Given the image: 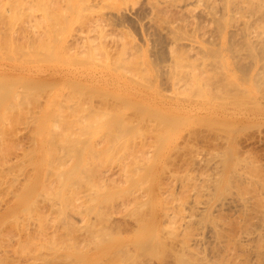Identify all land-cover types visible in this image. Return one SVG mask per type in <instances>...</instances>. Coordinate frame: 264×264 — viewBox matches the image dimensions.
I'll return each instance as SVG.
<instances>
[{"label":"bare ground","instance_id":"1","mask_svg":"<svg viewBox=\"0 0 264 264\" xmlns=\"http://www.w3.org/2000/svg\"><path fill=\"white\" fill-rule=\"evenodd\" d=\"M39 1H41V0H39ZM39 1L31 0V3L33 2L32 3L33 5H36V3H38L37 5L39 6L43 3V2L40 3ZM45 1L47 3V0H45ZM45 1H44V3H45ZM34 2H35V4H34ZM53 2H54V0H52V2H49V0H48V4L45 5L46 4L45 3L44 4L45 6L43 4H42V6H44V8L48 7V5H50ZM58 2L59 3H56L58 5H56L55 7L58 6V8L61 9L62 14L60 12V9L58 11L60 12L61 16L64 15L63 17H61V19L63 18L65 20L64 22H66L64 25L68 24L69 26L68 25H66V26H68L69 28L72 26L71 30L70 31L68 30L69 33L67 32L69 37L67 38L66 41L69 42V45H70V46L68 45V47L74 46L75 49H73V50H75V52H76L75 53L73 51V54L75 53L76 61L74 60V58H72L73 62L75 61V67L71 71H67V70H61V71L58 70V71L61 72L60 73L61 79L67 83H70V84H68V85H70V87L73 86L72 90H75V91H72V92L77 93L79 98L78 99L76 98V99L79 102V104L81 105V107L87 106L85 111L83 110V108L78 107L80 105H76V104L73 105L72 104L73 108H75L77 106V108H79V109L81 108V110H83L84 113L87 111L85 113V114H87L88 112H92V110H94V109H100L101 110V108H103V112H104V111H106L104 108H107V106L112 107V105L116 106V104H119V103L120 104L122 103V105H124L123 103H125V104L128 103V104L136 106L134 109L135 110L134 113H137L136 112L137 108L141 109V112H143L142 110L145 109V110H147V112L153 113L155 111V107H157L156 108L157 110L161 109V108L162 109L163 108L164 109H175L178 111L179 110H190V111L196 112L197 114L203 115V117L209 118L206 121H203V119L202 120L201 119H195L196 121L195 120L194 121L196 123L192 121L195 124H192L190 122L191 125L189 124L187 126L191 127L192 129H187L186 131H184L183 134L186 132L185 133L186 135L185 136L182 135V137H180L181 138L180 141L177 140V138L181 135L179 133V129L183 125H177V123L174 122L173 123L174 125L172 126V125L167 124L168 121L165 122V120H164L166 125L167 126L169 125V127L172 126L173 129L169 133H165L167 130L163 133L159 132V134H161L160 139L157 140V141H159V144L157 142H155L154 145H155L156 149H157L156 143L158 145L161 144L160 147L157 150L155 149L154 146L152 147L154 149H149L152 151L155 150V152L153 154H151L152 153L151 151L144 153L145 155H146V153L147 154L149 153L150 156L146 155L145 157L149 156L148 158H150L152 161L149 163H146L144 161V164L145 163L148 164L146 166L147 168L144 166L146 169H144V171H142L141 173H139L137 175V179H138V176L141 174V177H143V180L147 179L149 182H148V185L142 184L143 185L142 188H144V186H146V188H144L142 190L140 189L139 186H137V187H139V188L136 187L139 192L137 191L135 193L133 191L136 188H134V189L132 188L133 193L130 192L132 185L136 182V179L133 176L134 174L133 175L131 174V171H133L131 168H132V165H134L135 167L133 166L134 167L133 169L136 168V169H139V171H141L142 168H140V167H141V162H143V160H141V158L139 159V156L142 154L139 155V153H138L139 156H137V154H135V155H133V157H132V155H129L130 154L129 152H131V154H133L132 151H133L134 147H133V149H131V148H129L130 145L128 146L129 150L126 149V151H129L128 152L129 154H127V155L131 156L130 158L132 160L133 159L134 160L132 161L131 159H128V161L129 160L132 161V163H129V165L127 164L129 169H127V167H124V168H126L125 169L126 170L125 171L126 176L124 178L125 179L124 182H125V185H127V187L125 189H127L128 193H124V195L125 194L126 195H125L124 200L122 202L123 207H124L123 217L125 216L124 220L126 218L132 220L134 223L133 224L134 226L132 225L131 227L127 228L126 231H123L126 233H125V236L122 238L121 241H117V243L109 244L107 241L109 239L110 234H112V232H114L116 230V229L114 230V228H113L116 225L111 223L112 221L110 222L111 224L109 222H108L109 224L107 223L109 218L106 221V218H104V215L108 212V210H106L107 212L105 214H103L101 211L104 212L105 210H102V205L98 203V201H100V200H97L98 198L93 199V197H92L93 200H90L91 203H89V208L91 210L89 212L95 213L94 214L95 216H100L99 214H103V217H102V215L99 217L100 219H102L100 221V224H96L98 222H94V221L93 222H91L89 220L85 221V219L82 216L81 217L84 220V222H86L88 224V228H85L86 223H85V227H84L85 230L88 229L90 231L89 232L88 230H86L87 233L95 235L96 237L98 236L99 242H97V238L95 237L96 240L94 239V242L95 241L96 242L95 243L92 242V244L93 245L94 244L99 245L100 247L105 246L102 249L98 246L95 247V245H94V248H96V249L98 248V250H100L99 251L100 253H106L110 250L114 251V250H116V248L117 249L119 248L116 251L118 253L116 264H264V160L261 159V157H260V155H258V153L253 152V150L250 151V148L249 149L247 148L245 150L242 148L243 149L242 150L239 147V142H238V141H240L238 139L242 138L241 134H242L243 130L246 129L245 130L246 132L252 131L253 130L252 128H254V127L257 128V130L254 128L256 131L253 132L254 134L251 133L252 135H250V138H254L255 134H257L256 137H258L259 140H260V138L262 139L264 137V130L262 131V129H260V128H262L260 126H262V125L264 126V0H59ZM29 3H30V0H0V14H2L1 17L5 13H6L5 14L6 19L8 17V15H7L8 13H9V15H10V13H12L11 14L12 16H14L13 14H15V13L18 14L19 16L28 14L29 11L32 10V8H33V7H31V5ZM37 5L35 6L37 9V12L42 10L41 15H43L42 14L43 7L41 6L42 9H40V6L38 8ZM52 6H53V4H52ZM36 9H34L33 12H35ZM45 9H44V13L47 10V9L46 10ZM48 9L49 10L47 13H50L51 8H48ZM51 12L53 14H55L54 13L55 11L54 12L51 11ZM30 14H32V13L30 12ZM41 15H39V16H41ZM19 16H18V18H19ZM36 16H38V15H36ZM29 17H30V15H29ZM34 17H35V15H34ZM50 17H49L50 20L47 18L48 22H50L52 19ZM15 18L17 21L15 20ZM15 18H13L11 16L8 17L9 22H10V19H12V20L14 19L13 20L14 24H12L13 23L12 21H11L12 23H10V24H12L10 26L13 27V29H11V27L9 25H7L8 23L6 20L3 21V22L6 21V25L9 26L10 29L12 30L11 32L14 31V28L16 26L15 25L16 22H17V25H19V24L21 25L23 21L29 22L28 20H30L32 17L29 18L27 21H25V19H24L25 17L23 18V16L21 17V18H23V21L21 20V18L20 19H17V17H15ZM26 18H28V16H26ZM33 19H31L30 21H32ZM43 19L45 20L44 17H43ZM55 19H57V17ZM19 20H20V23L18 22ZM41 21H43V20H40V23H41ZM0 23L4 24V23H2V21H0ZM38 23H39V21H38ZM52 23H53V21H52ZM54 23H55V21H54ZM54 23H53V25H54ZM34 24H36V23H33V25ZM23 25H25V23L22 24L20 27L22 28ZM28 25L31 26L32 24L30 22L28 24H26V27L30 28V26H28ZM64 25H62V26H64ZM4 26L2 27V32H4V30H3ZM34 26H33L34 33H35V35H37L36 34L37 32H35ZM39 26H40V28H42V25L35 26L36 31L39 28ZM66 26H65V29H66ZM20 27H19V29H21ZM26 27L24 29H26ZM57 27H59V26H57ZM44 28H45V26H44ZM31 29H29V30H31ZM65 29H63V30H65ZM107 29H109V33H108L109 35L106 32ZM17 30L15 29V31H17ZM15 31L13 33H10V34L12 36L14 34H15L14 36H17ZM26 31H28V30L26 29ZM39 31H44L43 34L45 33V30H43V28H42V30L40 29ZM58 31H59V29H58ZM7 32L8 33L5 35L9 34L8 27H7ZM18 32H20V31H18ZM21 32H22V30H21ZM23 33H25V32H23ZM39 34L41 36L43 35L42 33H38V35ZM11 35H8V36H10V39H11L10 42H12V40H13ZM29 35H30V32H29ZM29 35H27V36H29ZM31 35L33 36V31H31ZM35 35H34V37H35ZM56 35H57V33H56ZM105 35H107V37L110 36V38L105 37ZM41 36H39V37L41 38ZM46 36H48V35H46ZM60 36H63V35H60ZM60 36H58V38L61 39ZM17 37H19V36H17ZM17 37L14 39L15 42L17 40ZM65 37H67V35L62 37V40H61L62 43H64ZM30 38H31V40H34V38L32 39V37H30ZM47 38L48 37H46L45 39H47ZM51 38H53V37H51ZM5 39H7V38H5ZM19 39L20 38H18V40ZM25 39H26V35H25ZM18 40H17V42H18ZM23 40H24V35H23ZM40 40H42V39H40ZM29 41H30V39H29ZM36 41H37V39H36ZM53 41H55V40H53ZM58 41H59V39H58ZM0 42H1L0 43V45H1L3 41H0ZM25 42H23V43H25ZM19 43L16 44V46H15L16 49L19 46ZM33 43H34V41H33ZM37 43H39V39L36 42V45H38ZM7 44H9V43H7ZM20 44H22V43H20ZM26 44H27V42H26ZM46 44H47V46L49 45L47 42H46ZM31 45H33V48H31V49H34V44H31ZM63 45L59 44L60 50H61V47ZM11 46L12 45H10V47H7V48H10V50H12L11 48H13L14 45L12 47ZM42 46H43L44 50L47 49L46 47H44V41L42 42ZM50 46H51V44H50ZM64 46H63V48L66 51L67 46H66V48ZM40 47H41V45H40ZM24 48H26V46ZM28 48H30V46L27 47V50H30ZM0 49H2V48H0ZM19 49H20V47H18V50ZM21 49H23V48L21 47ZM25 50L24 51L20 50V53L23 51V55H24ZM27 50L25 53H27ZM36 50L38 51V53L40 52L39 48ZM48 50H50V47ZM68 50H67V55L70 54V51L72 49H68ZM0 51H2V50H0ZM32 51H30V53ZM46 51H44V55H45ZM51 51H52V49L50 51H48V53H46V54L49 55V52L51 53ZM55 52H57V51H55ZM20 53H19L20 56H18L17 59H19V57H21L22 53L21 54ZM40 53H42V52H40ZM63 53H65V52H63ZM3 54H4V51H3ZM31 54H33V57L35 56L34 53H31ZM35 54H36V52H35ZM53 54L54 53H52V56H51V54L48 56L49 59H53L52 58ZM8 55H10V56H8ZM14 55H15L14 56V58H15L17 55L16 54H14ZM42 55H43V53H42ZM6 56H8V58L13 57L11 54H9V52L6 54ZM25 56H27V55H25ZM40 56H41V54H40ZM27 57H29L28 59H30L29 55ZM35 57L37 58V54ZM54 57H56V55H54ZM21 58H22V60L26 59L23 56ZM42 58L44 59V56ZM28 59H27V61H28ZM49 59H47V60H49ZM34 60L37 61L40 59H34ZM61 60L63 61V58H61ZM70 60H71V58H70ZM70 60H66V61H70ZM24 61H26V60H24ZM32 61H33V59H32ZM40 62H42V60H40ZM70 62L73 63L72 61H70ZM2 63H4V62L2 61ZM63 63H65V61ZM5 64L8 65V63H6V62H5ZM0 65H2V64L0 63ZM14 65H16V63ZM18 67L19 66L17 65L16 68H18ZM60 67L58 69H60ZM21 68L25 69V68H23V66H21ZM21 68H18V69L21 70ZM0 69H2V68H0ZM153 70L155 72L158 70V73L156 72V76H158V77H155L156 79L152 77V75L155 74L152 72ZM49 71L51 73V69ZM23 72H25V71H23ZM35 72H36V70H35ZM52 73H54V72H52ZM148 74H152V75L149 76ZM1 75L2 74H0V79L2 78ZM8 77H6V78H8ZM150 77H152L153 79L152 78L150 79ZM17 78H19L17 80V81H19L20 76H17V77L12 76V77H10V81L12 79L13 80L12 83L14 84L15 80ZM3 80L6 81V79H3ZM3 80L1 82L3 84L8 83V85H6V84L1 85L0 84V88L2 89V90L0 89L1 90L0 93L6 87L8 88V86H10V85L12 86V87H10L11 89L8 88V89H6V91L4 90L5 91L4 95L6 96L7 91H9V89L10 90L13 89V85L9 83V81H8L9 79H7L8 82L7 81L3 82ZM21 80L24 82V79L21 78ZM26 80H25V84H20V83H22V82H20L19 85H17V86L28 87V85H26V84H28L29 78L27 81ZM35 80H37V79H35ZM30 81H32L33 83L36 82L33 80H30ZM158 81H160V83H162V84H160L161 88L164 87V84L166 85L165 88H163V89L164 90L167 89V91L166 90L165 91L167 93H170V95L169 94H166V96L158 95L159 90L156 91L154 88V86L157 85ZM53 82H48V83H53ZM39 83H41V82H39ZM42 83L44 85H46V82L42 81ZM29 84H31V83H29ZM36 84H37V86L44 87V86H42V84L41 85H38V83H36ZM55 84H50V85L48 84V85L51 86V85H55ZM32 85L33 84H31L29 86V88L31 87L33 89V87H34V89H35L36 85L33 87H32ZM61 85H63V84H61ZM20 87H19L20 90L16 87H15V90L18 89L21 92L23 89H25L23 87L21 89ZM46 87H48V86L46 85L44 88H46ZM66 87H67V85H66ZM66 87H64V89ZM27 89L28 88H26L25 90H27ZM32 89H30V90H32ZM43 89H42V91H43ZM35 90H37V89H35ZM39 90L41 91V89H39ZM67 90L65 89V92H67ZM69 90H68V92H69ZM14 91H13V93H15ZM24 91H23V93H26V95H27V92H29V90H27V92L26 91L24 92ZM32 91H30V92H32ZM38 91H36L35 93H37ZM46 91H45V93H46ZM20 92L17 91L16 94L17 93L19 94ZM72 92H71V94H73ZM114 92H116L118 94H115ZM38 93L36 94V96H38ZM101 93H104L105 96H103V95L99 96V94H101ZM1 94H3V93H1ZM30 94L32 95V93H30ZM30 94H28V95H30ZM42 94H39V95L41 96ZM48 94L49 93H47V95ZM63 94H64V91H63ZM71 94H68L69 95L68 97L72 96ZM106 94L108 96H106ZM113 94H115V95H113ZM12 95L13 96H11V97H15L16 102L19 101L18 99L20 98V94H19V98H16V96H14V94H12ZM53 95H52V97H53ZM73 95H75V94H73ZM23 96H24V101L27 100V102H28V99L25 98L26 97L25 94H23ZM1 97H2V95L0 96V98ZM11 97H10V99H11ZM35 97H34V99H35ZM57 97H59V96L57 95ZM68 97H67V99H68ZM73 97L75 98L76 95ZM27 98H28V96H27ZM60 98H61V96L59 97L58 103L60 102V100L63 99V97H62V99H60ZM64 98H66V97H64ZM15 99H11L10 102L12 100L15 101ZM22 99H21V102L23 101ZM73 99H71V97H70V102H71V100L73 101ZM76 99L74 100V102L76 101ZM0 100H1V103H3L5 99L3 98V102H2V99H0ZM51 100L52 99L49 100L50 102H48L46 108H49V105H50L49 103H51ZM6 101L9 103L8 100H6ZM14 101H13V103H14ZM24 101L22 103H24ZM30 101H31V99H30ZM35 101H37V100H35ZM65 101L66 102H64V100H63L62 102L67 103V100H65ZM68 101H69V99H68ZM7 102H6V105H7ZM40 102H42V99ZM78 102H76V103H78ZM28 103H30V102H28ZM28 105H31V103L27 104V106ZM41 105H43V104H41ZM62 105H64V104L62 103ZM62 105H60V106H62ZM17 106L20 107L19 104ZM37 106H38V104H37ZM57 106L59 107L58 104L56 105V107ZM65 106H67V104ZM11 107L12 106H9L12 113H14L13 112L14 109ZM18 107L16 108L17 110H19ZM24 107H26L25 103H24ZM35 107L36 106H34V108ZM69 107L71 108L70 105L68 106V109H69ZM37 108H39V110H40V107H37ZM37 108H35V109H37ZM87 108H88V110H87ZM89 108H91L92 110ZM113 108H115V107H113ZM23 109L24 108H22V110ZM1 110H2V108H1ZM3 110H2V115H4L5 117H8L5 115V113L3 114V112H4ZM26 110H28V109H26ZM50 110H51V108H50ZM100 110L98 112L99 114H100ZM6 111L7 110L5 109V112ZM28 111H26L25 114H28ZM31 111H33V109ZM42 111H44V110H42ZM62 111H63V113L65 112L64 110H62ZM109 111H111V110H109ZM117 111L118 112H115L116 117H117V113H118V115L120 114L118 116L120 119L124 118V116L123 117L121 116V115H124V114H122L123 112L121 111L122 112L121 113L120 110H117ZM18 112L19 111H17V114H18ZM47 112H48V110H47ZM53 112H54V110H53ZM76 112L78 113V111H76ZM56 113H58V112H56ZM69 113L72 114L73 112L72 113L69 112ZM84 113L82 112V114H84ZM105 113H107V112H105ZM105 113H104V115H105ZM150 113H149V115H151ZM156 113H157V111H156ZM19 114H23V111H22V113H19ZM36 114H37V116L39 115L37 112L35 113V115ZM50 114H52V113L50 112ZM65 114H63V116ZM80 114H81V111H80ZM107 114H109V113H107ZM153 114H155V112ZM53 115L51 118H53ZM109 115L105 116V118L102 119L103 122H105L104 119L105 120L107 119L108 120V121L106 120L107 125H109L108 127L103 126V127L107 128V129L103 130L104 133L106 130H107L106 132L109 133L110 132L108 130L109 127H112V125H114V123L117 122V120L119 121L118 117L117 118L114 117L115 116L114 113L112 114L113 116L110 115L112 117V119H110V120L108 119ZM149 115H147V116H149ZM158 115L159 114H157L156 117H154L155 115L154 116L152 115V116L155 119V118H158L157 117ZM162 115H164V114H162ZM181 115H180V117H181ZM4 116H0V117H4ZM46 116H48V115H46ZM68 116H69V114H68ZM138 116H139V113H138ZM143 116H145V115H143ZM169 116L170 117L172 116V118H173L174 114L169 115ZM39 117H40V115H39ZM82 117H83V115H82ZM82 117L80 119H83ZM98 117H99V115H98ZM111 117H109V118H111ZM178 117H179V115H178ZM22 118H23V115H22ZM25 118H26V116H25ZM31 118H33V116ZM51 118H50V120H51ZM78 118H75V119H78ZM94 118H95V116H94ZM101 118H102V116H101ZM166 118H167V116L162 118V119H166ZM15 119H11V120L13 121ZM90 119H91V117H90ZM162 119L160 118V120H159V118H158L156 120L162 121ZM8 120H10V119H7L6 123H8ZM72 120H74V119H72ZM72 120H71V122H72ZM83 120H80V121L76 120V121H79V124H80V122L82 124ZM88 120H89V118H88ZM100 120L98 118V120H97L98 123L92 122L90 124H88L85 121V123H86L85 128L87 129L86 132L88 131L87 132L88 135L85 133L87 136L84 134L86 137H89V135L91 134L89 132V130L91 131V129H92V131H94L93 128L96 125L100 124L99 123V122H101ZM130 120H129V122H130ZM172 120H174V119H172ZM3 121L5 122L6 119ZM16 121H18V120H16ZM29 121H28V125H29ZM63 121H65V119ZM76 121L74 120L75 123H76ZM121 121H123V120H120V122ZM144 121L146 122V120H144ZM207 121H209V122H207ZM21 122H22V120H21ZM31 122L33 123V120ZM62 122H60L61 125H62ZM67 122H69L68 119H67ZM103 122H102V124L105 125L106 122L105 123H103ZM120 122H118L116 124H119ZM138 122H139V120H137V123ZM0 123H3L2 120ZM38 123H40V122H38ZM54 123H56V122L53 121L52 123H49V125L51 124V126H53ZM75 123H73V125H72L73 127H74ZM85 123H83V125ZM147 123H148V121H147ZM23 124H25V123H23ZM79 124L77 126L81 130V128L79 126H82V125H79ZM91 124H94L95 126L92 125L93 127H91ZM123 124H124V121H123ZM123 124H122V126H123ZM130 124H132V123H130ZM130 124H128V125L131 126ZM133 124L135 125L136 123H133ZM139 124H142V123H139ZM55 125L56 124H54V126ZM61 125H59V126H61ZM3 126L4 127H0L1 128L0 133L3 132L2 131L3 128L7 127L6 124L5 125L3 124ZM46 126H48V125H46ZM98 126L102 127V125H98ZM142 126L143 125H141L140 127L143 128L144 126L143 127ZM199 126H201V127H199ZM25 127L26 126H24V128ZM41 127H42V125H41ZM69 127H71V126H69ZM73 127H72L73 130L70 128L71 131L76 132L75 131L76 129ZM103 127L101 128V130L104 129ZM131 127L134 128V126H131ZM49 128L52 129V127H49ZM54 128H56V127H54ZM117 128L115 129V131H117ZM156 128L158 131V127H156ZM247 128L249 130H247ZM11 129H12V127H11ZM32 129H34V128L32 127ZM57 129H60V128L57 127ZM66 129H67V127H66ZM94 129L98 130V128L96 129V127ZM150 129H151V127H150ZM165 129H167V128H165ZM27 130H26V128L24 129V131H26V132H27ZM46 130H47V128H46ZM52 130H54V129H52ZM63 130H62V132H63ZM80 130L77 129L78 132ZM101 130L99 128V131H101ZM143 130H145V129H143ZM20 131L23 132V130H20ZM71 131H70V134L68 133L69 137H71V133H72ZM161 131H164V130H161ZM175 131H177L179 133V134L178 133L174 134L175 135L174 137L172 134V138H174L173 142L176 145V146H174V144H173V148L175 149V147H176L177 153H175L174 149H173L174 152L172 150L171 151H172L173 155L176 154L172 158L178 157L179 159H178V161H176V163L177 162L178 163L177 164L175 163L176 166L173 167L172 164L174 163V161L171 158V151L169 152V154L166 153L168 148H169V143L167 146H165V148H163V145L165 142H167L169 140L170 133L175 132ZM65 132H66V130H65ZM118 132H119V130H118ZM125 132H126V130H125ZM136 132L138 134L139 130ZM34 133H37V128H36V132H34ZM48 133L50 134L51 132H48ZM55 133H57V130ZM55 133H53V134L51 133V134L54 135ZM64 133H63V135H64ZM81 133L82 132L77 133L78 136ZM97 133L98 132H96V134ZM123 133H124V131L122 132V136L124 135ZM126 133H128V131ZM149 133H148V135H149ZM248 133H246V134H248ZM92 134H94V132H92ZM99 134H102V132H100ZM113 134H112V136H114ZM239 134L241 136L240 138L238 137ZM243 134H244V131H243ZM0 135H2V134H0ZM30 135H32V133ZM103 135H105V134H103ZM144 135H145V133H144ZM50 136L49 135L46 136L47 139L45 137L44 140H48V139L50 140V138H48ZM56 136H57V134H56ZM60 136H62V135H60ZM85 136L84 137L81 136L82 137L81 139L76 138L77 140H74V141H76V143L77 142L80 143L84 140V142H85V139H86ZM112 136H109V137H112ZM2 137H3V135L0 136V141L3 140ZM92 137H93V135H92ZM92 137H89V138H91L90 142L93 141L92 139H94V137L93 138ZM114 137L116 139V136H114ZM134 137H136V136H134ZM150 137L151 136L149 135V138ZM243 137H244V135H243ZM42 138H44V136ZM51 138H52V141L48 140L49 142L55 141V140H53V138H54L53 136ZM57 138L62 139L59 136ZM89 138H87V140H89ZM95 138H98V137H95ZM99 138H103L102 139L103 141L105 139L104 137H100V136H99ZM107 138H108V136H107ZM156 138H158V137H156ZM108 139L105 141L109 142ZM110 139H112V138H110ZM33 140H34V138H33ZM48 141H46L47 145H48ZM57 141H56V143H57ZM99 141H101V140H99ZM99 141H96V142L93 141V142H95V144H97V142H99ZM118 141H116V142H118ZM125 141L127 142L128 140H125ZM131 141L129 143H131ZM198 141L202 145L201 144L199 145ZM67 142H69V141H67ZM43 143H45V141H43ZM70 143H71V141H70ZM76 143H75V145L78 144V143L77 144ZM40 144L41 143H39V145ZM62 144L63 143H61L60 145H62ZM64 144L66 145V143H64ZM81 144L83 146V142L80 143L79 145L81 146ZM85 144H88L89 146L87 145V147H90L94 143L92 145H90L89 143H85ZM115 144L117 145V143H115ZM125 144H123V145H125ZM136 144H135V146H136ZM75 145H72L71 149H74L73 147ZM79 145H77V146H79ZM99 145H97V146H99ZM106 145H107V143H106ZM106 145H105V148H106ZM126 145H128V144H126ZM80 146L77 147V149H74L73 151H74V154L76 156L80 154L81 157H83V155L81 153L84 151V149H85L84 146L86 147V145L83 146L82 151L80 150L81 153L78 152ZM94 146L96 147V145H94ZM0 147H1V144H0ZM107 147H109V146H107ZM7 148H4L3 150H6ZM9 148H10V146H9ZM14 148H16V147H14ZM14 148H13V150H15ZM122 148H124V147H122ZM1 149H0V151H1ZM10 149H12V148H10ZM50 149L51 148H49V150ZM88 149H91V147L87 148L86 151ZM115 149H116V147H115ZM130 149H131V151H130ZM184 149H186V150H184ZM31 150L33 151V149H31ZM95 150H98V149L95 148ZM141 150H140V153L142 152ZM104 151H105V149H104ZM112 151H114V149ZM181 151H182L181 155L180 154L177 155L178 152L180 153ZM184 151L186 153H184ZM22 152L24 153V151H22ZM77 152H78V154H76ZM6 153L9 154V152H6ZM70 153L71 152H69V154ZM84 153H88V151L84 152ZM66 154H67V152H66ZM119 154H120V151H119ZM123 154L124 153L122 152V155ZM5 155H3V156H5ZM9 155H12V154H9ZM62 155H63V153H62ZM169 155H170L171 159L167 163V161H165V159L169 158ZM1 156L2 155H0V158H3ZM76 156L73 157V155H72L73 158H75ZM106 156H108V155H106ZM114 157H112V158H114ZM119 157H121V156H119ZM145 157L143 155L144 159H145ZM54 158H55V155H54ZM79 158L80 157L78 156V161L76 160L77 162H79L78 164H80L77 167H79L81 165H85V164H82V161H84L85 159H83L80 162L81 159H79ZM86 158L89 159V157H86ZM92 158H94V155L92 156ZM105 158H107V157H105ZM105 158H103V161ZM11 159H12V157H11ZM24 159H27V158H24ZM68 159H70V158H68ZM101 159L102 158H100V161H101ZM116 159H117V157H116ZM154 159H156V160L154 161ZM161 159H163V161H164L163 165L164 164H166V165H164V168L162 167L163 170L162 171L160 170V173L164 172L165 171L164 169H167L169 167L168 168L169 170H167L169 172L168 177L173 176V178H174V181H173L174 183L171 181L172 182L171 186H169V185L171 183L170 178H172V177H170L168 179V181L170 183H167L168 189L165 188L166 192L168 190L167 194H166L165 190L159 191L157 189V185H158L159 181L157 180L158 182H156V180H155V177L157 174L156 171L158 170V168L160 167V163L162 162ZM0 160H3V159H0ZM55 160H56V158H55ZM91 160H93V159H90V161ZM94 160H95V158H94ZM113 160H115V158ZM120 160L121 159H119L118 161H120ZM159 160H161L160 163H159ZM21 161H22V159H21ZM51 161H52V158H51ZM72 161L71 160L69 161L71 164L69 162L68 163L70 165L74 166L75 163L73 165ZM85 161H87V160H85ZM90 161L87 162L88 165H90L89 164ZM96 161H98V160H96ZM96 161L93 163L95 164ZM100 161L97 163H100ZM108 161L109 160H107L105 162L109 163V162H111V159L109 162ZM116 161H115V163H116ZM6 162H8V161H6ZM13 162L16 163L15 160ZM1 163H2V161H1ZM47 163H49V162H47ZM112 163H114V161H112ZM25 164H27V163H25ZM25 164L23 166H25ZM58 164H60V163H58ZM63 164H67V163L64 162V163H62V165ZM94 164H91V166ZM3 165H4V163H3ZM9 165H11V164H9ZM21 165H22V163H21ZM54 165H56V164H54ZM88 165L82 166V168L80 167L81 168L80 170H79V168H77V170L79 171L78 172L79 176L77 173V177L75 178L77 181L75 179H74V181L80 182V183L82 182V184L84 182L87 183L88 176L90 177L91 176L90 174H93V172H91V171H94L95 168L96 169L99 168V167H95L97 165L96 164V165H94V168L91 170V167H88ZM117 165H116V167H117ZM113 166H115V164H113ZM122 166H124V163ZM129 166H131V167H129ZM30 167L32 168V166H30ZM46 167H48V166H46ZM56 167H58V166H56ZM75 167H71V168L73 169V172L76 173L77 170L74 169ZM101 167H105V166H101ZM27 168H29V167H27ZM40 168H41V166H40ZM71 168H68V169L65 168V169H67L66 171L63 169V171L65 172L64 174H67L66 172H68L69 170H70V172H72ZM20 169H22V168H20ZM54 169H56V168H54ZM9 170L10 169L8 166V171ZM26 170H28V169H26ZM47 170L48 169H46V171ZM59 170H60V168H59ZM8 171H7L6 176L9 174ZM102 171H103V169H102ZM102 171H101V173H102ZM109 171H111V170H109ZM4 172H6V169ZM70 172L68 173L69 175H67V176H70ZM61 173H63V172H61ZM61 173H60V175H61ZM95 173L99 174L98 170ZM116 173H115V175H116ZM133 173H134V171H133ZM164 173H161V174H164ZM54 174H56V173L54 172ZM74 175L75 174L73 173V176ZM24 176L25 175H23V177ZM71 176H72V173H71ZM107 176H108V174H107ZM118 176H120V174ZM159 176L162 177L161 175H159ZM165 176H167V175H165ZM165 176H164V179L167 178V177L165 178ZM0 177H1V179H3L2 176H0ZM19 177L21 178V176H19ZM62 177L65 179L67 178L66 179L67 181H68V179H70L68 177H64V176H62ZM97 177H99V176H97ZM13 178L14 177L12 176L11 180ZM100 178H101V176L98 178V180ZM104 178H102V179H104ZM122 178H123V176H122ZM25 179H26V177H25ZM57 179H59V178H57ZM71 179L73 180L72 177H71ZM20 180H18V181L20 182ZM62 180L63 179H61L60 181H62ZM93 180L90 181V178H89V182H92ZM95 180L97 181L96 178H95ZM109 180H111V179H109ZM160 180H162V179H160ZM50 181H52V180H50ZM60 181H58V184ZM106 181H108V180H106ZM140 181H142V180H140ZM9 182H10V179H9ZM76 182H74V183H76ZM93 182L91 183L92 185L95 183V182L94 183ZM137 182H139V181L137 180ZM160 182L162 183V181H160ZM18 183H16V184H18ZM60 183H62V182H60ZM80 183L78 186H80ZM164 183H165V180H164ZM164 183H163V185H164ZM13 184H14V181H13ZM13 184H12V186H14V188L13 187L12 188L16 190L15 185H13ZM67 184H69V183H67ZM76 184H78V183H76ZM82 184H81V186H82ZM91 184H90V186H91ZM42 185H43V183H42ZM135 185H137V183ZM51 186H52V184H51ZM59 186H61V185H59ZM160 186H161V184H160ZM1 187H3V186H1ZM41 187H43V186H41ZM52 187H54V185ZM80 187H78V189H75V188L74 189L69 188V189H73V191L74 190L79 191ZM91 187H93V186H91ZM112 187H116V184H115V186L113 185ZM133 187H135V186H133ZM164 187H165V185L163 186V189H164ZM17 188H18V186H17ZM83 188H84V185H83ZM27 189H25V190H27ZM33 189H36V188L34 187ZM88 189H89V187H88ZM59 190L61 192V189H59ZM64 190H66V189L64 188ZM83 190H81V191L84 192L83 194H85V191H83ZM86 190H87V186H86ZM91 190L94 191L95 188L94 189L91 188ZM27 191H29V189ZM30 191H32V190H30ZM37 191H39V190H37ZM41 191L38 192V193H40V195L45 194V192L41 193ZM105 191H107V190H105ZM105 191H104V193H105ZM117 191H118V189H117ZM108 192H111V191H108ZM161 192H163V195H165V196H163L161 194ZM4 193H6V192H4ZM12 193H10V196ZM52 193L53 192H51V194ZM67 193H69V192H67ZM98 193H96V194L98 195ZM28 194H26V195L28 196ZM63 194H64V192H63ZM113 194L115 195L117 193H113ZM6 195H8V194H6ZM6 195L4 197L7 198ZM14 195H12V196L14 197ZM26 195L24 194L23 196L27 197ZM30 195H32V194H29V196ZM58 195H60V194H58ZM58 195L56 194L57 198H58ZM76 195H79L77 191H76ZM118 195H119V193H118ZM23 196L21 197V195H20L21 198H23ZM74 196L75 195L73 194V198H74ZM88 196H89V194H88ZM88 196H86V197H88ZM1 197L3 198V196H1ZM63 197L61 198L59 196V199L61 198V201H62ZM115 197H117V196H115ZM66 198H68L70 200V195H67ZM120 198H122V196ZM32 199L35 200V197L34 198L32 197ZM59 199H58V203H57V201L55 203H57L61 207L62 205L60 204ZM46 200H47V198H46ZM46 200L44 199V201H46ZM74 200H75V198H74ZM86 200H84V201H86ZM163 200L165 201V204H162ZM31 201L32 200H29V202H31ZM76 201H78V199H76ZM81 201H82V199H81ZM81 201L79 200L78 202H81ZM90 201H87V202H90ZM32 202L30 204H35V201H34V203H32ZM63 202L68 204V202H66V201H63ZM71 202H69L70 205H71ZM110 202H111V200H110ZM114 202H116V201L114 200ZM0 203L2 205L1 201H0ZM65 203H62V204H64V206H65ZM119 203H117V205ZM17 204H19L18 201H17ZM84 204H85V202H84ZM35 205H34V209H37V208H35ZM106 205H109V204H106ZM112 205L110 204L111 208H112ZM27 206H29V204ZM30 206L27 207V209L25 207V209H24L25 212H27L28 209H30ZM64 206H62L64 208V211L66 209H68V207L70 208V210L72 207H75L74 204H72V206L68 205L67 208H65ZM37 207H40V206H37ZM62 207H61V209H62ZM105 207L103 209H105ZM9 208H12V207H9ZM115 208L113 207V209H115ZM38 209L40 210V208H38ZM73 209H72V212H73ZM76 209H77V207H76ZM108 209H109V207H108ZM113 209H111V211L109 209V211L112 212V211H114ZM9 210H7V211L9 212ZM11 210H13V209H11ZM17 210H19V209H17ZM79 210H81V209H79ZM31 211H29V212L31 213ZM81 211H83V210H81ZM178 211L182 212V215H180L181 213H179V215L181 217L178 215ZM29 212L24 213V214H28ZM68 212H70V211L66 210L65 213H62V210H61V212H60L63 215V216L60 215V217L62 216L61 221L64 223L69 222V220H67V218H68L67 216H69L71 212L70 213H68ZM39 213L37 212L38 215H39ZM45 213H47V212H45ZM53 213L55 214V212H53ZM14 214H13V216H14ZM24 214H22V215H24ZM37 214L34 216H37ZM40 214L42 217V213H40ZM75 214H77V212H75ZM5 215H7V214H5ZM107 215H108V213H107ZM110 215H112V214H110ZM110 215H108V216H110ZM2 216H3V214H2ZM32 216L33 215H31V217ZM53 216H55V215H53ZM77 216H78V214H77ZM83 216H84V214H83ZM173 216L177 217L176 219H178V216H179L180 220L178 219V223L176 222L174 227H173V225L169 224L170 225L169 227L172 226L170 229L167 227L168 226L167 222L169 221V219H172V222L174 224V221H175L174 218L175 217H173ZM39 218H37V219H39ZM43 218H44V216H43ZM118 218H116L117 223H118ZM69 219H72V216L71 217L69 216ZM82 219L80 218L81 221H83ZM86 219H87V216H86ZM94 219H96V221H97L96 217ZM6 220L7 219H5L4 221L6 222ZM24 220H26V219H24ZM59 221H60V219H59ZM87 221H89V222H87ZM94 224H96V225H94ZM112 224L114 226H112ZM120 224H119V226H120ZM12 225H13V223H12ZM25 225H26V222H25ZM25 225H21V226H19V228H18V225L15 227H17V229H19L18 232L27 234V232H29L27 230H29V229H27L28 227L26 228L27 225L26 226ZM70 225H68V226L70 227ZM39 226L40 225H38L37 227H39ZM55 226H57V228H58V224ZM83 226H84V223H83ZM40 227L41 228H38V230H36L37 233L32 235V236L29 233H28V235H30V236L26 235L27 237H24V238L22 236H20L21 240H19V242H18V239H19L18 237L20 234L18 235V237L15 236V237H17V242H15V243H17L18 246L16 244H14L15 245L14 247L15 248H16V246L18 247L17 249H18V252L20 254H21V252H25V253L29 252L34 246L35 247L42 246V245L44 246L43 243L46 242L45 239L48 237L47 234H49V233H50V238L53 237V239H54V237L55 238L58 237L59 233H57V237H56V227H55V229L52 232H50L52 230V228H51L49 233L46 234L47 237L45 236V239H44V234L47 231L45 232V228H44V232H45L44 233L43 228H42L44 226H40ZM50 227H51V225H50ZM63 227H60V228H63ZM4 228L8 229L6 227H4ZM65 228H66V225H65ZM115 228H117V227H115ZM121 228H123L122 225H121ZM73 229H74V227H73ZM78 229L79 228H77V230ZM59 231L60 230H58V232ZM70 231H72V228L70 229ZM134 231L135 232H143L144 234H142L140 239L134 240V241H132V243H130L129 241H131V239H132V233L131 232H134ZM60 232H62V231H60ZM74 232H72V233H74ZM115 232L117 233V231H115ZM84 233L86 234V232H84ZM98 233L101 234L102 236L97 235ZM64 235H66V234L64 233ZM69 235H72V234L70 233ZM23 236H25V235H23ZM60 237H62V236H60ZM65 237L66 236H64V238ZM74 237H75V235L72 238H74ZM85 237H86V235H85ZM0 238H1V236H0ZM6 238H7V236H6ZM12 238H13V235H12ZM22 238L25 240L22 241ZM50 238H49V240H50ZM89 238H92V237H90V235H89ZM99 239H101V240H99ZM110 239H111V237H110ZM42 240H44V241H42ZM54 240L52 242H54ZM75 240H78V239H75ZM90 240H92V239H90ZM20 241H22V242L20 243ZM56 241H57V243L59 242L58 247L59 248L62 247V249H64L63 244L66 242V240H64L65 241L64 243H63V239L62 240L59 239V241L57 239ZM56 241H55V243H53V245L57 244ZM48 242L49 241H47V244H49ZM78 242H79V240H78ZM86 242L84 243V246L87 245ZM88 242H90V241L88 240ZM105 242H107V243H105ZM61 243H62V245H61ZM68 243H67V245H69ZM119 244H121V246H119ZM2 245L3 244H0V246H2ZM36 245H38V246H36ZM43 246H42V249H43ZM55 246H57V245H55ZM55 246L54 247L52 246V247L55 249L56 248ZM74 246H77V245H74ZM82 246H83V244H82ZM84 246H83L84 249L79 248L80 246H78V248L80 250L77 249V251H81V249L87 251L90 249V247H88V249H86L87 247H84ZM3 247H4V245H3ZM44 247H48L47 249L51 248V246H44ZM9 248H8V250H9ZM45 249L46 248H44L43 250H45ZM92 249H93V247H92ZM35 250H36V248H35ZM35 250L32 251V252H34V254L37 253ZM43 250H41V251H43ZM56 250H57V248H56ZM113 251H112V253H113ZM18 252H17V254H19ZM46 252L44 251V253H46ZM53 252L55 254H51L49 256L43 254L40 257H36L40 261L38 263H40V264H55L56 260L54 258L56 257V255H58V256H60V255L58 253H56V251H53ZM53 252H51V253H53ZM116 252H114V253L116 254ZM13 253H15V252H13ZM112 253L110 254L111 256H112ZM9 254H10V252H9ZM41 254H42V252H41ZM60 254H62V253H60ZM115 254H113V255H115ZM81 255L82 254H80V256ZM92 255L94 256V254H92ZM110 255H107V256H110ZM0 256H1V253H0ZM27 256H26V258H28ZM58 256L56 259L58 261H60L61 260L60 258H63V256L59 257V259H58ZM65 256H66V253H65L64 257ZM96 256L97 255H95V257ZM111 256L109 257V260H110V258H113V256L112 257ZM2 257L5 258L6 256L4 257V255H3ZM68 257H66V258L68 259ZM105 258H102V259L104 260ZM7 259H4V260H6V262H7ZM73 259L71 258V260H73ZM107 259H108V257H107ZM114 259L115 258H113V260L112 259L111 260L114 261ZM0 260H3V259L0 258ZM8 260L10 261V259H8ZM66 260H64V261H66ZM109 260H108V264L110 262ZM58 261H56V262H58ZM64 261L62 259L63 263H64ZM68 261H66V263H64V264H68L67 263ZM19 262H20V259H19ZM31 262H34L33 259ZM72 262L73 261H71L70 264H73ZM31 264H33V263H31Z\"/></svg>","mask_w":264,"mask_h":264},{"label":"rangeland","instance_id":"2","mask_svg":"<svg viewBox=\"0 0 264 264\" xmlns=\"http://www.w3.org/2000/svg\"><path fill=\"white\" fill-rule=\"evenodd\" d=\"M33 1H39V0H33ZM44 1L45 0H41V1H39L40 3L41 2H43L42 4L44 5L45 3H46V1H45V3H44ZM59 0H54V2L53 3H49L50 5H48V7H45L44 8V6L45 5H47L48 4V0H47V3L44 5V6H42V4L41 5H39L40 6V9H42L41 8V6L43 7V12H42V14L43 15H41V11L42 10H40V11H38L37 12V9H36V5L38 4V3H36V5H33L32 3H31V0H30V5H31V7H33L34 9H36V11L35 12H33V8H32V10H30L29 11V13L28 14H25V15H20L21 17L23 16V18L25 19V21H27L29 18H31V19H33L32 21H30V20H28L32 25L30 26V25H28V26H30V28H28V27H26V24H28L29 22H24L23 21V18H21L18 14H13L15 17H17V19H20L21 18V20L25 23V25H23V29L26 27V29L30 32V35H29V32L28 31H26V29H22L20 26L22 25V24H24L22 21V24L20 25H17V20H16V18L14 17V16H12L11 14L12 13H10V15H9V13L7 14L8 15V17H13V18H15V22H16V26L18 27H16L15 26V28H14V31H15V29L17 30V31H15L16 32V35L17 36H19V37H17V36H12L10 33H13V32H11L12 30L11 29H13V27H11L10 25H12V24H14V19L12 20V19H10V22H9V19H8V17H7V19L5 18V14H3V16L1 17V15L2 14H0V21H2V23H4V24H1L0 23V41H3L2 42V46L0 45V48H2V49H0V50H2V51H0V63L2 64V65H0V68H2V69H0V74H2L1 75V77L3 78V79H6V81H7V79H9L8 81H9V83L10 84H12L13 85V89L12 90H10L11 88L10 87H12L11 85L10 86H8V88H10L9 89V91H7V97L4 95L5 94V91H6V89H8L7 87L1 92V93H3V94H1L2 95V97L0 98V99H2V102H3V98L5 99L4 100V102L3 103H1V100H0V116H4V115H2V110L5 108L7 111L5 112V109L3 110L4 112H3V114L5 113V115L6 116H8V117H0V122H1V120H2V122L3 123H0V127H4L3 126V124L5 125L6 124V126L8 127H6V128H3L2 129V133H0V134H2L3 135V140H1L0 141V144H1V147H0V149H1V153H0V155H2L1 157H3V158H0V159H3V160H0V176H2V178L3 179H1V177H0V201L2 202V205H1V203H0V236H1V238H0V244H3L4 245V247H3V245L2 246H0L1 248H0V253H1V256H0V258H2L3 260H0L1 262H0V264H31V263H33V264H37L38 262H40L39 261V259L38 258H36V257H40V256H42L43 254H45V255H51V254H55L53 251H56V253H58L60 256H58V255H56V257L54 258L56 261H58L56 258H57V256H58V259H59V257H62L63 256V258H60L61 260L60 261H58V262H56L55 260V264H64V263H66V261H73L72 263L74 264H108V260H109V257L111 256L110 254L112 253V251L113 250H110V251H108V252H106V253H100L99 251L100 250H98V248L96 249V248H94V245L92 244V242H94V239L96 240V238H97V242H99L98 241V236L96 237L95 235H92V234H90V233H87V231L86 230H88V229H86L85 230V228H88V224L86 223V222H84V220L82 219V217L85 219V221L86 220H89V221H91V222H98V223H96V224H100V221L102 220V219H100L99 217L102 215V217H103V214H105L107 211L106 210H108V215H110V214H112V215H110V216H108L107 215V213L104 215V218H106V221L108 220V218H109V220L107 221V223L109 222H111V223H113V224H115L116 226H114L113 224H112V226H114L113 228H114V230L115 231H117V233L115 232H112V234H110V236H109V239H108V243L109 244H113V243H117V241H121L122 240V238L125 236V233L126 232H123V231H126L127 230V228H129V227H131L134 223H133V221L132 220H130V219H125L124 220V218H125V216L123 217V215H124V212H123V210H124V207H123V200H124V197H125V195H124V193H128L127 192V189H125L126 187H127V185H125V176H126V168H124V167H127V169H129L128 168V166H127V164L129 165V163H132V161L134 160H132L130 157L131 156H129V155H132V157H133V155H135V154H137V156H139L140 154H142V155H140L139 156V159L141 158V160H143V162H141V167L140 168H142L141 169V171H139V169H133L135 166L134 165H132V170L134 171V173H133V171H131V174L135 177V179H136V182L132 185V187H131V191L130 192H132V190L134 189V188H136L137 186H139L140 187V189L142 190V189H144V188H146V186H144V188H142L143 187V185H148V180L146 181L145 179V181L143 180V177H141V174L138 176V179H137V175L139 174V173H141L142 171H144V169H146L147 167V165L148 164H146V163H149V162H151L152 160L150 159V158H148L150 155H149V153L147 154L146 153V155H149V156H147V157H145L146 155L144 154L145 152H152L151 154H153L154 152H155V150H149V149H154V148H152L153 146L155 147V142H157L158 144H159V141H157V140H159L160 139V137H161V134H159V132L160 133H163V132H165L166 130V132L165 133H169V132H171L172 131V126L174 125L173 123L174 122H176L177 123V125H183L180 129H179V133L181 134L178 138H177V140H179L180 141V137H182V135H186L185 133L183 134V132L184 131H186L187 129H192L191 127H189V126H187V125H191V123L192 124H195L196 122V120L195 119H203V121H206L207 119H209V118H206V117H203V115H200V114H197L196 112H194V111H190V110H175V109H156L157 107H155V114H153V113H150V112H147V110H142L143 112H141V109H139V108H137L136 109V112L137 113H134L135 112V107L136 106H134V105H131V104H128V103H123L124 105H122V103L120 104H116V106H114V105H112V107L111 106H107V108H104L106 111H104L103 112V108H101V110L100 109H94V110H92L91 108H89V109H91L92 110V112H88L87 114H85L84 113V111H85V109H86V107L85 106H82L81 107V105L79 104V102L77 101V99L79 98L78 97V95H77V93H73L72 91H75V90H72L73 88V86H71L70 87V85H68V84H70V83H67V82H65V81H63L62 79H61V77H60V71L61 70H67V71H71L74 67H75V61H76V58H75V50H73V49H75V47L73 46H71V47H68V45H69V42H67L66 40H67V38L69 37V35L67 34V32L69 33V31L71 30V28H72V26L69 28L68 26V24H66V25H68V26H66V25H64L66 22H64L65 20L62 18L61 19V17H63V16H61V14H62V12H61V9L60 8H58V6L57 7H55L56 5H58V4H56V3H59L58 2ZM49 2H52V0H49ZM39 3V4H40ZM34 4H35V2H34ZM52 4H53V6H52ZM38 6V5H37ZM39 6H38V8H39ZM51 6V7H50ZM48 8H51L50 9V13H47L48 12ZM31 9V8H30ZM44 9L46 10V12L44 13ZM54 9V10H53ZM60 9V12H61V14H60V12L58 11ZM39 10V9H38ZM51 11H55L54 13L55 14H53ZM57 11V12H56ZM30 12L32 13V14H30ZM37 13V14H36ZM35 15V17H34V15ZM49 14V15H48ZM52 14V15H51ZM60 14V15H59ZM29 15H30V17H29ZM36 15H41V16H36ZM58 15V16H57ZM18 16H19V18H18ZM26 16H28V18H26ZM45 18V20L43 19V17ZM47 16V17H46ZM51 16V17H50ZM4 17V18H3ZM41 17V18H40ZM49 17L50 18H52L51 19V21L50 22H48V19H49ZM57 17V19H55ZM3 18V19H2ZM48 18V19H47ZM2 19V20H1ZM4 20H6L7 21V25H9L10 27H11V29H10V27L9 26H7L6 25V21L5 22H3ZM35 20V21H34ZM40 20H43V21H41V23H40ZM50 20V19H49ZM13 23H12V22ZM38 21H39V23H38ZM46 21V22H45ZM52 21H53V23H54V21H55V23H54V25H53V23H52ZM63 21V22H62ZM19 23H20V20L18 21ZM10 23H12V24H10ZM33 23H36V24H34L35 26H38V25H42V28H43V30H45V33L43 34V32L44 31H39L40 29L42 30V28H40V26H39V30L37 29V31H36V27L33 25ZM38 23V24H37ZM48 23V24H47ZM52 25H51V24ZM57 23V24H56ZM63 23V24H62ZM45 24V25H44ZM64 25V26H62V25ZM2 25V26H1ZM5 25V26H4ZM48 25V26H47ZM4 26V28H3V30H4V32H2V27ZM8 27V31H9V34L8 35H11V37H12V42H10V36H8V35H5V34H7L8 32H7V27ZM33 26H34V29H35V32H37L36 34L37 35H35V33H34V30H33ZM44 26H45V28H44ZM57 26H59V27H57ZM65 26H66V29H65ZM19 27L21 28V29H19ZM53 27V28H52ZM61 27V28H60ZM32 28V29H31ZM47 28V29H46ZM29 29H31V30H29ZM58 29H59V31H58ZM63 29H65V30H63ZM6 30V31H5ZM21 30H22V32H21ZM69 30V31H68ZM18 31H20V32H18ZM31 31H33V36L31 35ZM54 31V32H53ZM56 31V32H55ZM23 32H25V33H23ZM61 32V33H60ZM106 32H107V34L109 33V29H107L106 30ZM18 33V34H17ZM38 33H42L43 35L41 36L40 34L38 35ZM56 33H57V35H56ZM63 33V34H62ZM52 34V35H51ZM59 34V35H58ZM134 34V33H133ZM3 35V36H2ZM23 35H24V40L27 42V44H26V42L23 40ZM25 35H26V39H25ZM27 35H29V36H27ZM34 35H35V37H34ZM46 35H48V36H46ZM60 35H63V36H66L67 35V37H65L64 38V43H62V37L63 36H60ZM109 35V34H108ZM5 36V37H4ZM39 36H41V38L39 37ZM48 37L47 39H45L46 37ZM53 37V38H51V37ZM57 38H55V37ZM58 36H60L61 37V39L60 38H58ZM3 37V38H2ZM17 37V40H18V38H20L19 40H18V42H17V40H16V42L14 41V39ZM28 37V38H27ZM30 37H32V39L34 38V40H31V38ZM43 37V38H42ZM105 37H107V35H105ZM5 38H7V39H5ZM107 38H110V36H108ZM3 39V40H2ZM9 39V40H8ZM29 39H30V41L32 42H30L29 41ZM36 39H37V41H38V39H39V43H37L38 45H36ZM40 39H42V40H40ZM58 39H59V41H58ZM8 40V41H7ZM53 40H55V41H53ZM57 40V41H56ZM14 41V42H13ZM33 41H34V43H33ZM36 41V42H35ZM41 41V42H40ZM44 41V47H46L47 49H45L44 50V48H43V46H42V42ZM22 43V44H20V43ZM23 42H25V43H23ZM46 42L49 44L48 46H47V44H46ZM66 42V43H65ZM1 43V42H0ZM6 43V44H5ZM7 43H9V44H7ZM19 43V46L18 47H20V49L18 50V47H17V49L15 48V46H16V44H18ZM34 44V49H31V48H33V45H31V44ZM68 43V44H67ZM50 44H51V46H50ZM59 44L61 45H63L65 48H66V46H67V48H66V51H65V49L63 48V46L61 47V50H60V46H59ZM6 45V46H5ZM8 45V46H7ZM10 45H14L13 46V48H11L12 50H10V48H7V47H10ZM21 45V46H20ZM23 45V46H22ZM36 45V46H35ZM40 45H41V47H40ZM11 46V47H12ZM26 46V48H24ZM30 46V48H28V49H30V50H27V47H29ZM32 46V47H31ZM70 46V45H69ZM5 47V48H4ZM21 47L23 48V49H21ZM37 47V48H36ZM49 47H50V50L52 49V51H51V53L49 52V55L51 54V56H52V53H54L53 54V59H49V55H47L46 53H48V51H50V50H48L49 49ZM52 47V48H51ZM54 47V48H53ZM40 49V52H42L43 53V55H42V53H38V51L36 50V49ZM27 50V53H25L26 52V50ZM59 49V50H58ZM68 49H72L71 51H70V54L69 55H67V50ZM8 50V51H7ZM16 52H15V51ZM20 50H25V52H24V55H23V51L20 53ZM33 50V51H32ZM47 50V51H46ZM3 51H4V54H3ZM7 51V52H6ZM29 51V52H28ZM30 51H32L31 53H34V55L36 56V54H37V58L34 56L33 57V54H31L30 53ZM44 51H46L45 52V55H44ZM55 51H57V52H55ZM69 51V50H68ZM73 51L75 52L74 54H73ZM6 52V53H5ZM9 52V54H11L13 57H11V58H8V56H10V55H8V56H6V54ZM14 52V53H13ZM35 52H36V54H35ZM63 52H65V53H63ZM19 53L21 54V57L23 56L24 58H26V59H24V60H26V61H24V60H22V58L21 57H19V59H17L18 58V56H20L19 55ZM29 53V54H28ZM14 54H16L17 56L14 58ZM40 54H41V56H40ZM25 55H29L30 56V59H28L29 57H27V56H25ZM54 55H56V57H54ZM6 56V57H5ZM44 56V59L42 58ZM71 56V57H70ZM73 56V57H72ZM4 57V58H3ZM32 57V58H31ZM40 57V58H39ZM59 57V58H58ZM55 58V59H54ZM61 58H63V61L61 60ZM70 58H71V60H70ZM72 58H74V62H73V60H72ZM27 59H28V61H27ZM32 59H33V61H32ZM34 59H40V60H42V62H40V60H34ZM47 59H49V60H47ZM30 60V61H29ZM46 60V61H45ZM66 60H70V61H72L73 63H71L70 61H66ZM2 61L4 62V63H2ZM58 61V62H57ZM65 61V63H63ZM5 62L6 63H8V65L7 64H5ZM35 62V63H34ZM16 63V65H14ZM23 64V65H22ZM33 64V65H32ZM17 65L19 66L18 68H21V66H23V68H25V69H22L21 68V70L20 69H18V68H16L17 67ZM6 66V67H5ZM11 66V67H10ZM61 66V67H60ZM64 66V67H63ZM8 67V68H7ZM27 67V68H26ZM47 67V68H46ZM60 67V69H58ZM4 68V69H3ZM11 69V70H10ZM13 69V70H12ZM16 69V70H15ZM51 69V73H50V70ZM20 70V71H19ZM35 70H36V72H35ZM58 70H60V71H58ZM156 70V69H155ZM23 71H25V72H23ZM48 74H47V73ZM52 72H54V73H52ZM59 72V73H58ZM153 73H155V74H148L149 76L150 75H152V77L153 78H155V77H158V76H156V72L158 73V70L155 72L154 70L152 71ZM151 73V72H150ZM39 74V75H38ZM59 74V75H58ZM5 75V76H4ZM9 76V77H8ZM17 77V76H20V80L19 81H17L19 78H17L16 80H15V83L13 84L12 83V79H11V81H10V77ZM57 76V77H56ZM5 77V78H4ZM6 77H8V78H6ZM29 78V80H28V78ZM52 77V78H51ZM152 77H150V79L152 78ZM1 78V79H2ZM21 78L22 79H24V82L21 80ZM28 80V84H26V85H28V87H23V86H17V85H19V83L20 82H22V83H20V84H25V80L26 79ZM54 78V79H53ZM152 78V79H153ZM0 79V84L1 85H4V84H6V85H8V83H2L1 81L3 80H1ZM35 79H37V80H35ZM53 79V80H52ZM156 79V78H155ZM159 79V78H158ZM26 80V81H27ZM30 80H33V81H36V82H32V81H30ZM160 80V79H159ZM6 81H4L3 80V82H6ZM7 81V82H8ZM42 81L43 82H46V85L48 86V87H46V88H44L46 85H44L43 83H42ZM54 81V82H53ZM39 82H41V83H39ZM48 82H53V83H48ZM27 83V82H26ZM29 83H31V84H33L32 85V87L33 86H35L36 85V87H35V89H37V90H35L34 89V87H33V89L30 87L29 88V86L31 85V84H29ZM36 83H38V85H41L42 84V86H44V87H40V86H37V84ZM50 85V84H55V85H51V86H49L48 84ZM66 83V84H65ZM61 84H63V85H61ZM156 84V83H155ZM160 84H162V83H160V81H158L157 82V85H155L154 86V88H155V90L156 91H158L159 92V94L158 95H160V96H166V94H169L170 95V93H167L166 91H167V89H163V88H165V84H164V87H162L161 88V85ZM66 85H67V87H66ZM160 85V86H159ZM15 87L16 88H18L19 89V87L22 89V87L23 88H28L27 90H29V92L30 91H32V92H30V93H32V95L29 93V92H27V90H25V89H23L21 92L17 89V90H15ZM40 87V88H39ZM57 87V88H56ZM59 87V88H58ZM64 87H66L65 89L67 90H69L70 88V90H69V92H68V90H67V92H65V89H64ZM44 88V89H43ZM51 90H50V89ZM1 89V88H0ZM30 89H32V90H30ZM39 89H41V91H42V89H43V91L41 92ZM47 91H46V90ZM55 89V90H54ZM61 89V90H60ZM2 90V89H1ZM0 90V91H1ZM15 90V91H14ZM26 91L27 92V95H26V93H23V91ZM39 90V91H38ZM46 91V93H45V91ZM13 91L15 92V93H13ZM20 92L19 94H20V98H19V94L17 93L16 94V92ZM24 91V92H25ZM36 91H38L37 93H38V96H36V94L37 93H35ZM60 91V92H59ZM63 91H64V94H63ZM73 93V94H75L76 95V97L74 98L73 96H75V95H73V94H71V92ZM11 92V93H10ZM44 92V93H43ZM55 92V93H54ZM43 93V94H42ZM47 93H49L48 95H47ZM62 95H61V94ZM113 93V92H112ZM115 94H118V93H116V92H114ZM12 94H14V96H16V98H19L18 100L19 101H17L16 102V99H15V97H11V96H13ZM22 94V95H21ZM23 94H25V98L26 99H28V102H30L31 103V105H28L27 106V104H30V103H28L27 102V100H25L24 101V96H23ZM28 94H30V95H28ZM39 94H42L41 96L39 95ZM54 94V95H53ZM60 94V95H59ZM67 94V95H66ZM68 94H71L72 96H70L71 97V99H73V101L71 100V102H70V97H68L69 95ZM115 94H113V95H115ZM0 95V96H1ZM9 95V96H8ZM36 97H35V96ZM52 95H53V97H52ZM57 95L60 97L61 96V98L60 99H62V97H63V99L62 100H60V102L58 103V101H59V97H57ZM65 95V96H64ZM105 96V94L104 93H101V94H99V96ZM112 95V94H111ZM5 96V97H4ZM27 96H28V98H27ZM47 96V97H46ZM51 96V97H50ZM106 96H108L107 94H106ZM168 96V95H167ZM10 97H11V99H15V101L14 100H12L11 102H10ZM30 97V98H29ZM34 97H35V99H34ZM40 97V98H39ZM64 97H66V98H64ZM67 97H68V99H69V101H68V99H67ZM23 98V99H22ZM46 98V99H45ZM52 99L51 100V103H49L50 105H49V108H46L47 107V104H48V102H50L49 100L50 99ZM77 98V99H76ZM21 99L24 101V103H25V106L26 107H24V103H22L21 102ZM30 99H31V101H30ZM41 99H42V102H40L41 101ZM76 99V101L74 102V100ZM6 100H8L9 101V103L6 101ZM35 100H37V101H35ZM39 100V101H38ZM64 100V102H66L65 100H67V103H64V102H62ZM13 101H14V103H13ZM34 101V102H33ZM55 103H54V102ZM6 102H7V105H6ZM16 102V103H15ZM19 102V103H18ZM21 102V103H20ZM39 102V103H38ZM64 104V105H62V103ZM73 102V103H72ZM76 102H78V103H76ZM19 104V106L20 107H18L17 105ZM27 103V104H26ZM33 103V104H32ZM54 103V104H53ZM4 104V105H3ZM10 104V105H9ZM12 104V105H11ZM21 104V105H20ZM23 104V105H22ZM37 104H38V106H37ZM41 104H43V105H41ZM59 105V107L57 106L56 107V105ZM67 104V106H65ZM71 106V108L69 107V109H68V106L69 105ZM72 104L74 105V104H76V105H80V106H78V107H81V108H83V110H81V108L79 109V108H77V106L75 107V108H73V106H72ZM14 105V106H13ZM41 105V106H40ZM60 105H62V106H60ZM122 105V106H121ZM9 106H12L11 108H13L12 110H13V112L14 113H12V111H11V109L9 108ZM33 106V107H32ZM34 106H36L35 108H37V107H40V110H39V108H37V109H35L34 108ZM53 106V107H52ZM55 106V107H54ZM18 107V109L19 110H17L16 108ZM113 107H115V108H113ZM119 107V108H118ZM129 107V108H128ZM1 108H2V110H1ZM22 108H24L23 110H22ZM50 108H51V110H50ZM57 108V109H56ZM63 108V109H62ZM77 108V109H76ZM26 109H28V110H26ZM33 109V111H31V110ZM60 109V110H59ZM73 109V110H72ZM76 109V110H75ZM81 111V114H82V112L84 113V114H82L83 115V117H82V115L80 114V111ZM111 110V111H109V110ZM113 109V110H112ZM11 112H10V111ZM25 110V111H24ZM37 110V111H36ZM42 110H44V111H42ZM47 110H48V112H47ZM53 110H54V112H53ZM62 110H64L65 112L63 113V111ZM87 110H88V108H87ZM90 110V111H91ZM97 110V111H96ZM99 110H100V114L98 113L99 112ZM117 110H120V112L122 113V114H124V115H121L122 117L124 116V118H122V119H120L118 116L120 115H118V113H117V117L119 118V121L117 120V122H115L114 123V125L116 124V123H118V122H120V120H123L124 121V124H123V121H121L119 124H116L115 126L114 125H112V127H109V131L114 135V136H116V139H115V137L114 136H112V134L110 133H107L106 131H105V133L103 132V130H105V129H107V128H105V127H103V126H109V125H107V121L104 119V121L106 122V124L104 125V124H102V119L103 118H105V116H108L109 114L111 115V116H113L112 114L114 113L115 114V116L114 117H116V113L115 112H118ZM161 110V111H160ZM17 111H19L18 112V114H17ZM22 111H23V114H19V113H22ZM26 111H28V114H25L26 113ZM62 111V112H61ZM76 111H78V113L76 112ZM97 113H95V112ZM140 111V112H139ZM156 111H157V113H156ZM166 111V112H165ZM38 113L39 115H40V117H39V115L37 116V114L35 115V113ZM44 112V113H43ZM50 112L52 113V114H50ZM56 112H58V113H56ZM69 112H73L72 114H70ZM102 112V113H101ZM105 112H107V113H109V114H107V113H105ZM113 112V113H112ZM119 112V113H120ZM131 112V113H130ZM159 112V113H158ZM184 112V113H183ZM32 113V114H31ZM49 113V114H48ZM57 115H56V114ZM66 113V114H65ZM90 113V114H89ZM104 113H105V115H104ZM126 113V114H125ZM134 113V114H133ZM138 113H139V116H138ZM148 113V114H147ZM149 113L151 114V115H149ZM161 113V114H160ZM8 114V115H7ZM11 114V115H10ZM14 114V115H13ZM54 114V115H53ZM61 114V115H60ZM63 114H65L64 116H63ZM68 114H69V116H68ZM130 114V115H129ZM133 114V115H132ZM157 114H159L157 117L159 118V120H160V118L162 119V118H164V117H166L167 116V118L166 119H162V121H158V120H156V119H158V118H153V116L154 117H156V115ZM162 114H164V115H162ZM174 114V116H173V118H172V116L170 117L169 115H173ZM182 114V115H181ZM22 115H23V118H22ZM35 115V116H34ZM46 115H48V116H46ZM52 115H53V118H51L52 117ZM75 115V116H74ZM80 115V116H79ZM91 115V116H90ZM95 116V118H94V116ZM98 115H99V117H98ZM109 115V117H111ZM136 115V116H135ZM143 115H145V116H143ZM147 115H149V116H147ZM153 115V116H152ZM161 115V116H160ZM176 115V116H175ZM178 115H179V117H178ZM180 115H181V117H180ZM12 116V117H11ZM25 116H26V118H25ZM33 116V118H31ZM43 116V117H42ZM56 118H55V117ZM64 118H63V117ZM71 116V117H70ZM73 116V117H72ZM79 118H78V117ZM93 116V117H92ZM101 116H102V118H101ZM120 116V117H121ZM131 116V117H130ZM135 116V117H134ZM163 116V117H162ZM18 119H17V118ZM37 119H36V118ZM68 117V118H67ZM83 118V119H80V118ZM90 117H91V119H90ZM99 118V120L101 121V122H99L100 124H98V125H102V127L104 128V129H102L101 130V126L99 127L98 125H94L95 123H98V118ZM108 117V119L110 120V119H112V117L111 118H109ZM113 117V118H114ZM116 117V118H117ZM144 117V118H143ZM148 117V118H147ZM175 117V118H174ZM177 117V118H176ZM2 118V119H1ZM16 118V119H15ZM28 118V119H27ZM50 118H51V120H50ZM63 118V119H62ZM74 119L75 121L76 120H83L82 121V124H81V122H80V124H79V121H76V123L74 122V120H72V119ZM75 118H78V119H75ZM88 118H89V120L91 121H89L88 120ZM93 118V119H92ZM107 118V117H106ZM139 118V119H138ZM6 119V121L4 122L3 120H5ZM7 119H10V120H8V123H6L7 122ZM11 119H15V120H11ZM49 121H48V120ZM55 119V120H54ZM57 119V120H56ZM62 119V120H61ZM65 119V121H63ZM67 119H68V121L69 122H67ZM70 119V120H69ZM96 119V120H95ZM126 119V120H125ZM131 119V120H130ZM146 120V122L144 121V120ZM148 119V120H147ZM172 119H174V120H172ZM16 120H20L19 122L18 121H16ZM21 120H22V122H21ZM30 120V121H29ZM33 120V123L31 122ZM71 120H72V122H71ZM129 120H130V122H129ZM136 120V121H135ZM137 120H139V122L137 123ZM142 120V121H141ZM155 120V121H154ZM164 120H165V122H167V124H169V125H172L171 127H169V125L167 126L166 125V123L164 122ZM170 120V121H169ZM172 120V121H171ZM183 120V121H182ZM195 120V121H194ZM28 121H29V125H28ZM36 121V122H35ZM40 122V123H38V122ZM53 121H55L56 123H54V124H56L55 126H54V124H53V126L54 127H56V128H54L53 126H51V124L49 125V123H52ZM63 121V122H62ZM85 121L88 123V124H90V123H92V122H95L94 124H91V127H93L92 125H94L95 127H96V129L98 128V130H95L94 128H93V130L94 131H92V129H91V131L89 130V132L92 134V132H94V134H92L93 135V137H94V139H92L93 141H99V140H101V141H99V142H97V144H95V142H93V141H91L90 142V140H91V138H89V137H92V135L90 134L89 135V137H86L88 134H87V132H86V128H85V125H86V123H85ZM135 121V122H134ZM147 121H148V123H147ZM195 122V123H193V122ZM49 122V123H48ZM60 122H62V125H61V123ZM105 122H103V123H105ZM126 122V123H125ZM152 124H151V123ZM160 122V123H159ZM191 122V123H190ZM207 122H209V121H207ZM10 123V124H9ZM14 123V124H13ZM23 123H25V124H23ZM48 123V124H47ZM59 123V124H58ZM73 123H75V125H74V127L72 126L73 125ZM79 125H82V126H79L80 128H81V130L78 128V124ZM83 123H85L84 125H83ZM130 124V123H136L135 125L133 124H130L131 126H134V128L133 127H131V126H129L128 124ZM139 123H142V124H139ZM171 123V124H170ZM2 124V125H1ZM20 124V125H19ZM32 126H31V125ZM45 124V125H44ZM122 124H123V126H122ZM141 126V125H143L142 127L143 128H141L139 125ZM158 124V125H157ZM161 124V125H160ZM11 125V126H10ZM14 125V126H13ZM18 125V126H17ZM35 127H34V126ZM41 125H42V127H41ZM46 125H48V126H46ZM59 125H61V126H59ZM67 125V126H66ZM127 125V126H126ZM155 125V126H154ZM160 125V126H159ZM22 126V127H21ZM24 126H26L25 128H26V130H27V132L26 131H24ZM38 126V127H37ZM69 126H71V127H69ZM111 126V125H110ZM153 126V127H152ZM11 127H12V129H11ZM14 127V128H13ZM32 127L34 128V129H32ZM41 127V128H40ZM49 127H52V129H54V130H52L51 128H49ZM57 127L58 128H60V129H57ZM66 127H67V129H66ZM72 127L73 128H75L76 130V132L77 133H79V132H82L81 134H79V136H78V134L76 133V132H73V131H71V129H72ZM118 127V128H117ZM131 127V128H130ZM149 127V128H148ZM150 127H151V129H150ZM156 127H158V131H157V128ZM167 128V129H165V128ZM169 127V128H168ZM199 127H201V126H199ZM260 127H262V128H260V129H262V131L264 130V126L262 125V126H260ZM36 128H37V133H34V132H36ZM40 128V129H39ZM46 128H47V130H46ZM71 128V129H70ZM84 130H83V129ZM99 128H100V130L101 131H99ZM117 128V131H115V129ZM121 128V129H120ZM161 128V129H160ZM252 128V127H251ZM255 128V127H254ZM252 128L251 130L252 131H248V132H246L245 130H243L244 131V134H243V131H242V134L244 135V137H243V135L241 134V136H242V138H240L241 136H240V134H239V138L240 139H238V140H240V141H238L239 142V147L242 149H249L250 148V151H252L253 150V152H255V153H258V155H260V157H261V159L262 160H264V137L261 139L260 138V140H259V138L258 137H256L257 136V134H255V136H254V138H250V135H252L251 133H253L254 131H256L257 130V128ZM259 128V127H258ZM7 129V130H6ZM45 129V130H44ZM49 129V130H48ZM64 129V130H63ZM77 129L78 130H80L79 132L77 131ZM123 129V130H122ZM143 129H145V130H143ZM150 129V130H149ZM156 129V130H155ZM160 129V130H159ZM20 130H23V132L22 131H20ZM33 130V131H32ZM40 130V131H39ZM51 130V131H50ZM56 130H57V133H55L56 132ZM62 130H63V132H62ZM65 130H66V132H65ZM72 132L71 133V137H69V135H68V133L70 134V131ZM73 130V129H72ZM118 130H119V132H118ZM122 130V131H121ZM125 130H126V132L128 131V133H126L125 132ZM138 131L139 130V133L137 134V132L136 131ZM152 130V131H151ZM161 130H164V131H161ZM247 130H249L248 128H247ZM20 131V132H19ZM98 132L97 134H96V132ZM121 131V132H120ZM124 131V135L122 136V132ZM0 132H1V128H0ZM48 132H51L52 134L53 133H55L54 135H52L51 133L49 134ZM65 132V133H64ZM100 132H102V134H99ZM117 132V133H116ZM145 133V135H144V133ZM147 132V133H146ZM150 132V133H149ZM32 133V135H30ZM40 133V134H39ZM62 133V134H61ZM63 133H64V135H63ZM74 133V134H73ZM87 135H86V134ZM107 133V134H106ZM126 133V134H125ZM143 135H142V134ZM148 133H149V135L151 136L150 138H149V135H148ZM176 133H178L177 131H175V132H172V133H170V138H169V142L167 141V142H165L164 143V145H163V148H165V146H167L168 145V143H169V148H168V150H167V152L166 153H168L169 154V152L172 150L173 151V144H174V146H176L175 145V143L173 142L174 141V138H172V134H173V137L175 136L174 134H176ZM178 133V134H179ZM241 133V132H240ZM246 133H248V134H246ZM257 133V132H256ZM56 134H57V136H56ZM86 136H85V135ZM99 134V135H98ZM103 134H105V135H103ZM118 134V135H117ZM120 134V135H119ZM152 134V135H151ZM157 136H156V135ZM254 134V133H253ZM2 135H0V136H2ZM50 136V137H48V138H50V140L49 141H52V136L55 138H53V140H55V141H53V142H49L48 140H44L45 139V137L46 136ZM60 135H62V136H60ZM86 137V139H85V142H84V140L82 141L83 142V146L84 145H86V147L84 146V151L81 153V151H82V149H83V146H82V144H81V146L79 145L80 143H82V142H80V143H76V141H74V140H77L78 138H82V137H84V136ZM102 135V136H101ZM130 135V136H129ZM160 135V136H159ZM14 136V137H13ZM20 136V137H19ZM31 136V137H30ZM44 136V138H42ZM56 136V137H55ZM61 137L62 139H60V138H57V137ZM68 136V137H67ZM82 136V137H81ZM99 136L100 137H104L105 139H104V141L102 140L103 138H99ZM107 136H108V138H107ZM109 136H112V137H109ZM118 136V137H117ZM134 136H136V137H134ZM249 136V137H248ZM92 137V138H93ZM95 137H98V138H95ZM153 137V138H152ZM156 137H158V138H156ZM1 138V139H2ZM33 138H34V140H33ZM42 138V139H41ZM57 138V139H56ZM73 138V139H72ZM77 138V139H76ZM87 138H89V140H87ZM109 140V142L108 141H105V140H107V139ZM110 138H112V139H110ZM119 138V139H118ZM138 138V139H137ZM156 138V139H155ZM20 141H19V140ZM25 139V140H24ZM46 139H47V137H46ZM69 139V140H68ZM72 139V140H71ZM96 139V140H95ZM148 139V140H147ZM152 139V140H151ZM42 140V141H41ZM59 142H58V141ZM62 140V141H61ZM87 140V141H86ZM120 142H119V141ZM125 140H128L127 142L125 141ZM132 140V141H131ZM140 140V141H139ZM144 142H143V141ZM172 140V141H171ZM176 140V141H177ZM19 143H18V142ZM43 141H45V143H43ZM46 141H48V145H47V142ZM56 141H57V143H56ZM67 141H69V142H67ZM70 141H71V143H70ZM89 141V142H88ZM103 141V142H102ZM116 141H118V142H116ZM131 141V143H129ZM137 143H135V142ZM150 141V142H149ZM178 141V142H179ZM2 142V143H1ZM16 142V143H15ZM21 142V143H20ZM24 142V143H23ZM102 142V143H101ZM111 142V143H110ZM122 142V143H121ZM139 142V143H138ZM142 142V143H141ZM199 142V141H198ZM6 143V144H5ZM39 143H41L40 145H39ZM56 143V144H55ZM61 143H66V145L64 144H62V145H60ZM75 143L77 144V145H79L80 146V148H79V150H78V152L79 153H81L82 155H83V157H81V155L79 154V155H75L74 154V149H77V147H79V146H77V145H75ZM85 143H89L90 145H92L93 143V145L92 146H90L91 147V149L93 148L94 150H95V148L96 149H98V150H91V149H88L87 151H88V153H84V152H87L86 151V149L87 148H90V147H87V145L88 144H85ZM106 143H107V145H106ZM109 143V144H108ZM115 143H117V145L115 144ZM121 145H120V144ZM128 144V145H126V144ZM147 143V144H146ZM151 143V144H150ZM156 143V145H157V149L160 147V145H158ZM171 143V144H170ZM4 144V145H3ZM9 144V145H8ZM19 144V145H18ZM29 144V145H28ZM31 144V145H30ZM51 144V145H50ZM54 144V145H53ZM71 144V145H70ZM100 144V145H99ZM114 144V145H113ZM123 144H125V145H123ZM135 144H136V146H135ZM199 145L201 144L200 142L198 143ZM60 145V146H59ZM72 145H75L73 148L74 149H71V146ZM94 145H96V147L94 146ZM97 145H99V146H97ZM105 145H106V148H105ZM112 145V146H111ZM119 145V146H118ZM130 145V146H129ZM134 145V146H133ZM139 145V146H138ZM145 145V146H144ZM202 145V144H201ZM241 145V146H240ZM9 146H10V148H12V149H10L9 148ZM13 146V147H12ZM34 146V147H33ZM47 148H46V147ZM52 146V147H51ZM64 146V147H63ZM70 146V147H69ZM77 146V147H76ZM89 146V145H88ZM101 146V147H100ZM107 146H109V147H107ZM111 146V147H110ZM116 147V149H115V147ZM118 146V147H117ZM128 146H129V148H131V149H133V147H134V149H133V154H131V152H129V151H126V149H128L129 150V148H128ZM132 146V147H131ZM142 146V147H141ZM8 147V148H7ZM14 147H16V148H14ZM24 147V148H23ZM30 147V148H29ZM42 147V148H41ZM61 149H60V148ZM100 147V148H99ZM114 147V148H113ZM122 147H124V148H122ZM136 147V148H135ZM140 147V148H139ZM150 147V148H149ZM4 148H7L6 150H3ZM13 148L15 149V150H13ZM20 148V149H19ZM26 148V149H25ZM49 148H51L50 150H49ZM58 148V149H57ZM67 148V149H66ZM102 148V149H101ZM111 150H110V149ZM118 148V149H117ZM144 148V149H143ZM17 149V150H16ZM31 149H33V151L31 150ZM64 149V150H63ZM66 149V150H65ZM70 149V150H69ZM104 149H105V151H104ZM114 149V151H112ZM122 149V150H121ZM131 149H130V151H131ZM142 149V150H141ZM155 149H156V147H155ZM156 149V150H157ZM242 149V150H243ZM59 150V151H58ZM68 150V151H67ZM81 150V151H80ZM90 150V151H89ZM103 150V151H102ZM117 150V151H116ZM140 150L142 151L141 153H140ZM144 150V151H143ZM184 150H186V149H184ZM3 151V152H2ZM22 151H24V153L22 152ZM31 151V152H30ZM54 153H53V152ZM65 151V152H64ZM119 151H120V154H119ZM136 153H135V152ZM139 151V152H138ZM172 151H171V158L172 157H174L176 154H174L173 155V153H172ZM174 151H175V153H177L176 152V147H175V149H174ZM173 151V152H174ZM6 152H9V154H12V155H9L8 153H6ZM66 152H67V154H66ZM69 152H71L70 154H69ZM78 152L76 153V154H78ZM122 152L124 153L123 155H122ZM130 154H129V153ZM3 153V154H2ZM62 153H63V155H62ZM94 153V154H93ZM97 153V154H96ZM108 153V154H107ZM118 153V154H117ZM138 153H139V155H138ZM181 153H182V151L179 153L178 152V154L177 155H181ZM184 153H186L185 151H184ZM6 154V155H5ZM24 154V155H23ZM26 154V155H25ZM32 156H31V155ZM34 154V155H33ZM69 154V155H68ZM108 155V156H106V155ZM112 154V155H111ZM116 154V155H115ZM127 154H129V155H127ZM3 155H5V156H3ZM20 155V156H19ZM30 155V156H29ZM52 155V156H51ZM54 155H55V158H56V160H55V158H54ZM57 155V156H56ZM72 155H73V157L74 156H76L75 158H73L72 157ZM94 155V158H95V160H94V158H92V156ZM105 155V156H104ZM115 157H114V156ZM143 155H144V157H145V159L143 158ZM11 156L12 157V159H11V157L9 158V157ZM23 156V157H22ZM35 156V157H34ZM60 156V157H59ZM78 156L80 157L79 159H81L80 160V162L83 160V159H85V160H87V161H82V164H85V165H88V163L87 162H89L90 161V159H93V160H91L90 161V165H88V167H91V170L94 168V165H96L95 167H99V168H95L94 169V171L95 172H97V170H98V172H99V174L98 173H95L94 171H91V172H93V174H90L91 176L89 177L88 176V181H87V183L86 182H84L83 184H82V182L80 183V182H76L77 180L75 179L76 177H77V173L79 172L78 170H77V168H79V170L82 168V166H85V165H81V166H79V167H77L78 165H80V164H78L79 162H77L78 161ZM119 156H121V157H119ZM129 156V157H128ZM6 157V158H5ZM8 157V158H7ZM22 157V158H21ZM29 157V158H28ZM50 157V158H49ZM86 157H89V159L88 158H86ZM105 157H107V158H105ZM112 157H114L115 158V160H113L114 158H112ZM116 157H117V159H116ZM119 157V158H118ZM128 157V158H127ZM24 158H27V159H24ZM31 158V159H30ZM33 158V159H32ZM51 158H52V161H51ZM62 158V159H61ZM65 158V159H64ZM68 158H70V159H68ZM73 158V159H72ZM100 158H102L101 159V161H100ZM103 158H105L104 159V161H103ZM109 158V159H108ZM123 158V159H122ZM125 158V159H124ZM170 158V155H169V158H167V159H165V161H167V163H168V161L171 159ZM9 159V160H8ZM11 159V160H10ZM21 159H22V161H21ZM75 159V160H74ZM110 159H111V162H109L110 161ZM119 159H121L120 161H118ZM127 159V160H126ZM128 159H131L132 161H128ZM178 157H176V158H172V160L174 161V165L172 164V166L173 167H175L176 166V164L178 163H176V161H178ZM5 160V161H4ZM16 161V163L15 162H13V161ZM29 160V161H28ZM49 160V161H48ZM72 161L73 163V165H74V163H75V165L74 166H72V165H70L71 163L69 162V161ZM77 160V161H76ZM96 160H98V161H96ZM107 160H109L108 162L109 163H106L105 161H107ZM117 160V161H116ZM140 160V161H141ZM147 160V161H146ZM156 159H154V161H155ZM161 160H162V162H161ZM161 160H159V163H160V167L158 168V170L156 171V177H155V180H156V182H158V185H157V189L160 191H163V190H165V192H166V189L165 188H167L168 186V184L167 183H170L171 181L173 182L174 181V178H173V176H170V177H172V178H170V177H168L169 176V172L167 171V170H169L168 168L167 169H164L165 171V173L164 172H161V173H164V174H161L160 173V170L162 171L163 170V168H164V165H166V164H164L163 165V163H164V161H163V159H161ZM1 161H2V163H1ZM6 161H8V162H6ZM10 161V162H9ZM28 161V162H27ZM32 161V162H31ZM51 161V162H50ZM76 161V162H75ZM96 161V163L94 164L93 162H95ZM100 161V163H97V162H99ZM112 161H114V163H112ZM115 161H116V163H115ZM122 161V162H121ZM124 161V162H123ZM128 161V162H127ZM144 161L146 162L145 164H144ZM47 162H49V163H47ZM53 162V163H52ZM64 162H66L67 164H63L62 165V163H64ZM70 164H69V163ZM85 162V163H84ZM106 164H105V163ZM119 162V163H118ZM126 162V163H125ZM3 163H4V165H3ZM21 163H22V165H21ZM25 163H27V164H25V166H23ZM52 163V164H51ZM58 163H60V164H58ZM77 163V164H76ZM112 163V164H111ZM121 163V164H120ZM123 163H124V166H122L123 165ZM176 163V164H175ZM9 164H11V165H9ZM54 164H56V165H54ZM58 164V165H57ZM91 164H94V165H92L91 166ZM113 164H115V166H113ZM118 164V165H117ZM52 167H51V166ZM70 165V166H69ZM100 165V166H99ZM116 165H117V167H116ZM121 165V166H120ZM163 165V166H162ZM179 165V164H178ZM8 166H9V171H8ZM11 166V167H10ZM15 168H14V167ZM24 168H23V167ZM30 166H32V168L30 167ZM40 166H41V168H40ZM46 166H48V167H46ZM56 166H58V167H56ZM76 166V167H75ZM101 166H105V167H101ZM119 166V167H118ZM134 166V167H133ZM143 166V167H142ZM146 168H145V167ZM3 167V168H2ZM27 167H29V168H27ZM48 169L47 171H46V169ZM56 168V169H54V168ZM71 167H75L74 169H76L77 170V172L75 173V172H73V169L71 168ZM81 167V168H80ZM87 167V166H86ZM109 169H108V168ZM123 169H122V168ZM129 167H131V166H129ZM163 167V168H162ZM20 168H22V169H20ZM31 168V169H30ZM59 168H60V170H59ZM65 168H71L72 170V172H70V170L68 171V172H66L67 174H64L65 172L63 171V169L66 171L67 169H65ZM84 168V167H83ZM112 168V169H111ZM119 170H118V169ZM161 168V169H160ZM5 169H6V172H4L5 171ZM26 169H28V170H26ZM54 169V170H53ZM62 169V170H61ZM102 169H103V171H102ZM121 169V170H120ZM23 170V171H22ZM53 170V171H52ZM109 170H111V171H109ZM7 171L9 172V174L6 176V174H7ZM21 171V172H20ZM30 171V172H29ZM32 171V172H31ZM75 171V170H74ZM101 171H102V173H101ZM137 171V172H136ZM54 172L57 174H54ZM61 172H63V173H61V175H60V173ZM70 172V176H71V173H72V178H73V180L71 179V177L70 176H67V175H69L68 173ZM108 174V176H107V174ZM116 173V175H115V173ZM119 172V173H118ZM168 174H167V173ZM12 173V174H11ZM24 173V174H23ZM73 173L75 174L74 176H73ZM101 173V174H100ZM112 173V174H111ZM29 176H27V175ZM34 174V175H33ZM63 174V175H62ZM98 174V175H97ZM111 176H110V175ZM114 174V175H113ZM120 174V176H118V175ZM161 175L162 177H160L159 175ZM4 175V176H3ZM23 175H25L24 177H23ZM53 175V176H52ZM56 175V176H55ZM60 175V176H59ZM101 176V178L98 180V178L99 177H97V176ZM113 175V176H112ZM165 175H167V176H165ZM14 177L12 180H11V177ZM17 176V177H16ZM19 176H21V178L19 177ZM44 176V177H43ZM52 176V177H51ZM62 176H64V177H68V178H70V179H68V181L65 179V178H63ZM78 176H79V173H78ZM107 178H106V177ZM118 176V177H117ZM122 176H123V178H122ZM159 176V177H158ZM164 176H165V178L167 179H164ZM10 177V178H9ZM25 177H26V179H25ZM61 178V179H63L62 181H60L59 179H57V178ZM105 177V178H104ZM109 177V178H108ZM8 178V179H7ZM19 178V179H18ZM25 180H24V179ZM89 178H90V181L91 180H93L92 182L94 183L93 185L91 184L92 182H89ZM95 178L97 179V181L95 180ZM102 178H104V179H102ZM114 178V179H113ZM120 178V179H119ZM162 179V180H160V179ZM170 178V182L168 181V179ZM7 179V180H6ZM9 179H10V182H9ZM21 179V180H20ZM45 179V180H44ZM74 179L76 180V181H74ZM109 179H111V180H109ZM5 180V181H4ZM18 180H20V182L18 181ZM50 180H52V181H50ZM106 180H108V181H106ZM137 180L139 181V182H137ZM140 180H142V181H140ZM158 180V181H157ZM164 180H165V183H164ZM2 181V182H1ZM7 181V182H6ZM13 181H14V184H13ZM25 181V182H24ZM46 181V182H45ZM58 181H60V182H64L63 184L62 183H60L59 182V184H58ZM70 181V182H69ZM106 183H105V182ZM123 181V182H122ZM160 181H162V183L160 182ZM168 181V182H167ZM18 183V184H16V183ZM24 182V183H23ZM27 182V183H26ZM50 182V183H49ZM73 182V183H72ZM74 182H76V183H78V184H76V183H74ZM101 182V183H100ZM172 182L170 183V185L169 186H171V184H172ZM23 183V184H22ZM42 183H43V185H42ZM49 185H48V184ZM54 183V184H53ZM57 183V184H56ZM67 183H69V184H67ZM79 183H80V186H81V184H82V186L80 187V186H78L79 185ZM109 183V184H108ZM137 183V185H135ZM161 184V186H160V184ZM163 183H164V185H165V187H164V189H163ZM174 183V182H173ZM12 184L13 185H15V188H16V190L15 189H13L14 188V186H12ZM22 184V185H21ZM26 184V185H25ZM47 184V185H46ZM51 184H52V186L54 185V187H52L51 186ZM71 184V185H70ZM74 184V185H73ZM90 184H91V186H93V187H91L90 186ZM96 184V185H95ZM98 184V185H97ZM115 184H116V187H112L113 185L115 186ZM143 184V185H142ZM21 185V186H20ZM59 185H61V186H59ZM76 185V186H75ZM83 185H84V188H83ZM1 186H3V187H1ZM7 186V187H6ZM17 186H18V188H17ZM41 186H45L44 188L43 187H41ZM48 186V187H47ZM65 186V187H64ZM72 186V187H71ZM86 186H87V190H86ZM96 186V187H95ZM110 186V187H109ZM133 186H135V187H133ZM13 187V188H12ZM35 187L36 189H33V188ZM41 187V188H40ZM47 187V188H46ZM52 187V188H51ZM67 187V188H66ZM78 187H80L79 188V191L78 190H74L73 191V189L75 188V189H78ZM88 187H89V189H88ZM109 187V188H108ZM139 187H137V188H139ZM159 187V188H158ZM162 187V188H161ZM29 189V191H27L28 189ZM64 188L66 189V190H64ZM69 188H73V189H69ZM91 188L92 189H94L95 188V190L93 191V190H91ZM133 188V189H132ZM134 189V193L135 192H137L138 191V189ZM161 188V189H160ZM25 189H27V190H25ZM42 191H41V190ZM51 189V190H50ZM54 191H53V190ZM57 189V190H56ZM59 189H61V192H60V190ZM84 189V190H83ZM100 189V190H99ZM107 190V191H105V190ZM117 189H118V191H117ZM120 189V190H119ZM125 189V190H124ZM168 189V188H167ZM11 190V191H10ZM15 190V191H14ZM30 190H32V191H30ZM37 190H39V191H37ZM45 190V191H44ZM53 192L52 194H51V192ZM59 190V191H58ZM81 190H83V191H85V194H83L84 192H82ZM105 191V193H104V191ZM140 190V191H141ZM3 191V192H2ZM41 191V193H44L45 192V194H41L40 195V193H38V192H40ZM47 191V192H46ZM49 191V192H48ZM64 192V194H63V192ZM76 191L78 192V194L80 195H76ZM81 191V192H80ZM88 191V192H87ZM92 191V192H91ZM97 191V192H96ZM101 191V192H100ZM108 191H111V192H108ZM117 191V192H116ZM4 192H6V193H4ZM15 194H13V193ZM25 192V193H24ZM30 192V193H29ZM37 192V193H36ZM60 192V193H59ZM66 192V193H65ZM67 192H69V193H67ZM90 192V193H89ZM94 192V193H93ZM99 192V193H98ZM103 192V193H102ZM123 192V193H122ZM132 192V193H133ZM139 192V191H138ZM164 192V193H165ZM167 192H168V190H167ZM167 192H166V194H167ZM10 193H12L11 194V196H10ZM32 194V195H30L29 196V194ZM50 193V194H49ZM75 195L74 196V198H75V200H74V198H73V194ZM96 193H98V195L96 194ZM113 193H117V194H113ZM118 193H119V195H118ZM122 195H121V194ZM3 194V195H2ZM6 194H8V195H6L7 196V198L6 197H4ZM25 194H28V196L27 197H25V196H23V195ZM37 196H36V195ZM48 194V195H47ZM56 194L58 195V194H60V195H58V198H57V196H56ZM88 194H89V196H88ZM91 194V195H90ZM108 194V195H107ZM114 196H113V195ZM161 194L163 195V192H161ZM12 195H14V197L12 196ZM20 195H21V197L23 196V198H21L20 197ZM35 195V196H34ZM39 195V196H38ZM52 195V196H51ZM54 195V196H53ZM67 195H70V200L68 199V198H66L67 197ZM72 195V196H71ZM112 195V196H111ZM1 196H3V198L1 197ZM10 196V197H9ZM43 196V197H42ZM49 198H48V197ZM56 196V197H55ZM59 196L62 198L63 196V199H62V201H61V198L59 199ZM83 196V197H82ZM86 196H88V197H86ZM96 196V197H95ZM108 198H106V197ZM111 196V197H110ZM115 196H117V197H115ZM122 196V198H120ZM163 196H165V195H163ZM9 197V198H8ZM32 197L34 198L35 197V200L34 199H32ZM55 197V198H54ZM72 197V198H71ZM82 197V198H81ZM92 197H93V199L94 198H98L97 200H100V201H98V203L99 204H101L102 205V210H105L104 212L103 211H101L103 214H99L100 216H95L94 214L95 213H92V212H89V211H91L90 210V208H89V203H91V201L90 200H93L92 199ZM114 197V198H113ZM26 198V199H25ZM43 198V199H42ZM46 198H47V200H46ZM165 198V197H164ZM23 199V200H22ZM37 199V200H36ZM42 199V200H41ZM44 199L47 201H44ZM55 199V200H54ZM57 199V200H56ZM58 199H59V201H60V204L62 205V206H64V204H62V203H65V202H63V201H66V202H68V204L67 203H65V208H67L68 207V205L69 206H72V204H74V206L75 207H72L71 208V210H70V208L68 207V209H66V210H69L70 212H68V213H70V217L72 216V219H69V216H67L66 218H67V220H69V222L68 223H64V222H62L61 221V217L63 216L60 212H61V210H62V213H65L66 212V210L64 211V208L62 207V209H61V207H60V205H58L57 203H58ZM68 201H67V200ZM76 199H78V201L80 200L81 201V199H82V201L81 202H78V201H76ZM87 199V200H86ZM119 199V200H118ZM121 199V200H120ZM15 200V201H14ZM25 200V201H24ZM29 200H32L31 202L32 203H34V201H35V204L37 205V206H40V207H37L35 204H30L31 202H29ZM84 200H86V201H84ZM105 202H104V201ZM110 200H111V202H110ZM114 200L116 201V202H114ZM17 201H18V203L19 204H17ZM37 201V202H36ZM40 201V202H39ZM44 201V202H43ZM54 201V202H53ZM57 201V203H55ZM72 201V202H71ZM75 201V202H74ZM87 201H90V202H87ZM113 201V202H112ZM26 202V203H25ZM29 202V203H28ZM62 202V203H61ZM69 202H71V205L69 204ZM78 202V203H77ZM84 202H85V204H84ZM104 202V203H103ZM121 204H120V203ZM164 202V203H163ZM40 203V204H39ZM52 205H51V204ZM54 203V204H53ZM83 203V204H82ZM117 203H119L118 205H117ZM29 204V206H30V209H28V211L27 212H29V211H31V213L29 212L28 214H24V213H27V212H25V207H26V209H27V207H29V206H27V205ZM50 206H49V205ZM78 206H77V205ZM81 204V205H80ZM88 204V205H87ZM105 204V205H104ZM106 204H109V205H106ZM110 204L112 205V208H111V206H110ZM162 204H165V201L163 200L162 201ZM15 205V206H14ZM17 205V206H16ZM26 205V206H25ZM34 205H35V208H37V209H34ZM57 205V206H56ZM67 205V206H66ZM120 205V206H119ZM14 206V207H13ZM105 207V209H103L104 207ZM118 206V207H117ZM9 207H12V208H9ZM22 207V208H21ZM24 207V208H23ZM32 207V208H31ZM59 207V208H58ZM76 207H77V209H76ZM80 207V208H79ZM108 207H109V209H110V211H111V209H113V207L115 208V209H113L114 211H112V212H110L109 211V209H108ZM38 208H40V210L38 209ZM74 208V209H73ZM83 208V209H82ZM87 208V209H86ZM107 208V209H106ZM118 208V209H117ZM10 209V210H9ZM11 209H13V210H11ZM17 209H19V210H17ZM24 211H23V210ZM72 209H73V212H72ZM76 209V210H75ZM79 209H81V210H83V211H81V210H79ZM7 210H9V212L7 211ZM17 210V211H16ZM36 210V211H35ZM58 210V211H57ZM75 210V211H74ZM120 210V211H119ZM122 210V211H121ZM11 211V212H10ZM16 211V212H15ZM20 211V212H19ZM23 211V212H22ZM64 211V212H63ZM19 212V213H18ZM37 212L39 213H42V217H41V214L39 213V215L37 214ZM45 212H47V213H45ZM53 212H55V214L53 213ZM59 212V213H58ZM75 212H77V214H78V216H77V214H75ZM80 212V213H79ZM89 212V213H88ZM120 212V213H119ZM14 214V216H13V214ZM24 214V215H22V214ZM57 213V214H56ZM84 214V216H83V214ZM177 213V212H176ZM179 213H181L180 215H182V212H179L178 211V215H179ZM2 214H3V216H2ZM5 214H7V215H5ZM33 215L32 217H31V215ZM37 214V216H34V215H36ZM47 214V215H46ZM72 214V215H71ZM81 214V215H80ZM91 214V215H90ZM23 217H22V216ZM51 215V216H50ZM53 215H55V216H53ZM60 215H62L61 217H60ZM80 215V216H79ZM90 215V216H89ZM122 215V216H121ZM179 215V216H180ZM30 216V217H29ZM40 218H39V217ZM43 216H44V218H43ZM48 216V217H47ZM74 216V217H73ZM82 216V217H81ZM86 216H87V219H86ZM97 218V221H96V219H94L95 217ZM106 216V217H105ZM116 216V217H115ZM178 216V219L181 217H179ZM9 217V218H8ZM36 217V218H35ZM51 217V218H50ZM53 217V218H52ZM90 219H89V218ZM111 217V218H110ZM120 219H119V218ZM173 217H175V216H173ZM37 218H39V219H37ZM43 218V219H42ZM80 218L83 220V221H81L80 220ZM92 218V219H91ZM99 218V219H98ZM116 218H118V223L116 222L117 221V219ZM177 217H175L174 218V224H173V222H172V219H169V221L167 222V227L168 228H170L171 229V227H169L170 225H173V227H174V225H175V223L177 222L178 223V219H176ZM5 219H7L6 220V222L4 221ZM24 219H26V220H24ZM42 219V220H41ZM59 219H60V221H59ZM74 219V220H73ZM99 220V221H98ZM129 220V221H128ZM180 220V219H179ZM2 221V222H1ZM26 222V225H25V222ZM75 221V222H74ZM89 221H87V222H89ZM114 221V222H113ZM120 221V222H119ZM131 221V222H130ZM62 224H61V223ZM72 224H71V223ZM130 222V223H129ZM171 222V223H170ZM12 223H13V225H12ZM24 223V224H23ZM53 223V224H52ZM71 225H70V224ZM83 223H84V226H83ZM85 223H86V227H85ZM108 223V224H109ZM110 223V224H111ZM121 223V224H120ZM3 224V225H2ZM7 226H6V225ZM31 224V225H30ZM34 224V225H33ZM57 225L58 224V228H57V226H55V225ZM64 224V225H63ZM96 224H94V225H96ZM119 224H120V226H119ZM170 224V225H169ZM18 225V228H19V226H21V225H25L26 226V228L27 229H29V230H27V231H29V232H27V234H25V233H21V232H18V230L19 229H17V227H15V226H17ZM38 225H40V226H44V227H42L43 228V232H44V228H45V234H44V239H45V236H46V234L47 233H49V231L51 230V228H52V230L50 231V232H52L54 229H55V227H56V237H57V233H59L58 234V237L57 238H55L54 237V239H53V237H51L50 238V233L49 234H47V238L45 239V241L46 242H42L43 244H44V246H51V248H49V249H47L48 247H44L43 245V249L44 248H46L45 250H43L42 249V246H38V245H36V246H38V247H33L29 252H21L20 250V252H21V254L18 252V244L17 243H15V242H17V237H18V235H19V239H18V242H19V240H21L20 238V236H22L23 238L24 237H27V236H30V235H28V233L29 234H31V236L32 235H34V234H36L37 233V231L36 230H38V228H41L40 226L39 227H37ZM50 225H51V227H50ZM53 225V226H52ZM65 225H66V228H65ZM68 225H70V227L68 226ZM77 227H76V226ZM121 225H122V227L124 228H121ZM126 227H125V226ZM129 225V226H128ZM6 227V228H8V229H5L4 227ZM9 226V227H8ZM11 226V227H10ZM55 226V227H54ZM64 226V227H63ZM68 226V227H67ZM134 226V225H133ZM4 229H3V228ZM60 227H63V228H60ZM73 227H74V229H73ZM85 227V228H84ZM115 227H117V228H115ZM35 230H34V229ZM48 228V229H47ZM50 228V229H49ZM72 228V231H70V229ZM76 228V229H75ZM77 228H79L78 230H77ZM16 229V230H15ZM31 229V230H30ZM33 229V230H32ZM60 230V231H62V232H58V230ZM65 229V230H64ZM119 231H118V230ZM69 231V232H68ZM76 233H75V232ZM82 231V232H81ZM89 231V230H88ZM11 232V233H10ZM31 232V233H30ZM66 234V235H64V233ZM72 232H74V233H72ZM78 232V233H77ZM84 232H86V234L84 233ZM90 232V231H89ZM72 234V235H69V234ZM121 235H120V234ZM132 233V239H131V241H129L130 243H132V241H134V240H138V239H140L141 238V236H142V234H144L143 232H131ZM11 234V235H10ZM22 234V235H21ZM12 235H13V238H12ZM23 235H25V236H23ZM27 235V236H26ZM69 235V236H68ZM75 235V237L74 238H72L73 236ZM84 235V236H83ZM85 235H86V237H85ZM89 235H90V237H92V238H89ZM97 235H101V234H97ZM113 235V236H112ZM127 235V234H126ZM6 236H7V238H6ZM15 236H17V237H15ZM60 236H62V237H60ZM64 236H66L65 238H64ZM79 238H78V237ZM88 236V237H87ZM102 236V235H101ZM16 239H15V238ZM68 237V238H67ZM96 237V238H95ZM110 237H111V239H110ZM119 237V238H118ZM5 238V239H4ZM22 238V241L23 240H25V239H23ZM49 238H50V240H49ZM87 238V239H86ZM100 238V237H99ZM113 238V239H112ZM48 239V240H47ZM58 239V241H59V239H63V243L65 242L64 240H66V242L69 244V245H67V243L65 242L64 244H63V248L64 249H62V247L61 248H59L58 246H59V242L57 243V240ZM72 239V240H71ZM75 239H78L79 240V242H78V240H75ZM86 239V240H85ZM90 239H92V240H90ZM16 240V241H15ZM54 240V242H52ZM88 240L90 241V242H88ZM99 240H101V239H99ZM22 241H20V243L22 242ZM42 241H44V240H42ZM47 241H49L48 243L49 244H47ZM55 241H56V243L57 244H54L53 245V243H55ZM74 241V242H73ZM88 243H87V242ZM52 242V243H51ZM86 242V246H84V243ZM96 242V241H95ZM94 242V243H95ZM107 242H105V243H107ZM46 243V244H45ZM75 243V244H74ZM77 243V244H76ZM13 244V245H12ZM14 244H16L17 246H16V248L14 247L15 245ZM51 244V245H50ZM82 244H83V246L84 247H87L86 249H88V247H90V249L89 250H87V251H85V250H82L81 249V251H77V249L78 250H80L79 248H83V246H82ZM55 245H57V246H55ZM61 245H62V243H61ZM65 245V246H64ZM74 245H77V246H74ZM90 245V246H89ZM93 245V246H92ZM55 246L56 248H57V250H56V248L54 249L53 247ZM78 246H80L79 248H78ZM82 246V247H81ZM96 246H98V247H100L99 245H95V247ZM119 246H121V244H119ZM3 247V248H2ZM10 247V248H9ZM13 247V248H12ZM40 247V248H39ZM92 247H93V249H92ZM105 246H103V247H100V248H104ZM8 248H9V250H8ZM35 248H36V250H35ZM72 250H71V249ZM76 250H75V249ZM2 249V250H1ZM11 249V250H10ZM14 249V250H13ZM43 250V251H41V250ZM84 249V248H83ZM119 249V248H118ZM117 248H116V250H114L113 251V253H112V256H113V258H115L114 259V261H112L113 260V258H110V262H109V264H116V260H117V257H118V253L116 252L117 250H118ZM17 250V251H16ZM36 251L37 253H35L34 254V252H32V251ZM53 250V251H52ZM8 251V252H7ZM44 251L46 252V253H44ZM53 252V253H51V252ZM63 251V252H62ZM76 251V252H75ZM5 252V253H4ZM9 252H10V254L12 255H10L9 254ZM13 252H15V253H13ZM17 252L19 253V254H17ZM41 252H42V254H41ZM62 253V254H60V253ZM111 252V253H110ZM114 252H116V254L114 253ZM30 255H29V254ZM32 253V254H31ZM48 253V254H47ZM65 253H66V256L64 257V255H65ZM68 253V254H67ZM97 253V254H96ZM100 253V254H99ZM15 254V255H14ZM64 254V255H63ZM71 254V255H70ZM80 254H82L81 256H80ZM92 254H94V256L92 255ZM113 254H115V255H113ZM4 255V257L5 258H3L2 256ZM8 255V256H7ZM28 255V256H27ZM95 255H97L96 257H95ZM107 255H110V256H107ZM15 256V257H14ZM20 256V257H19ZM26 256L28 257V258H26ZM30 256V257H29ZM69 256V257H68ZM74 256V257H73ZM100 256V257H99ZM111 256V257H112ZM9 257V258H8ZM66 257H68V259L66 258ZM106 257V258H105ZM107 257H108V259H107ZM10 259V261L8 260V259ZM26 258V259H25ZM36 258V259H35ZM65 258V259H64ZM70 258V259H69ZM71 258L73 259V260H71ZM85 258V259H84ZM102 258H105L104 260L102 259ZM4 259H7V262H6V260H4ZM12 259V260H11ZM19 259H20V262H19ZM23 259V260H22ZM29 259V260H28ZM32 259H33V261L35 262H31L32 261ZM38 259V260H37ZM62 259H63V261L64 260H66V261H64V263L62 262ZM112 259V260H111ZM78 262H76V261ZM25 261V262H24ZM29 261V262H28ZM67 262L68 264H70V262ZM105 261V262H104ZM101 262V263H100ZM114 262V263H113ZM38 264H40V263H38Z\"/></svg>","mask_w":264,"mask_h":264}]
</instances>
